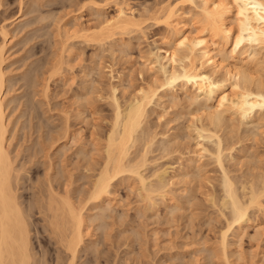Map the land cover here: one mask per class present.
I'll list each match as a JSON object with an SVG mask.
<instances>
[{"label":"bare ground","instance_id":"6f19581e","mask_svg":"<svg viewBox=\"0 0 264 264\" xmlns=\"http://www.w3.org/2000/svg\"><path fill=\"white\" fill-rule=\"evenodd\" d=\"M1 2H2V0H0ZM84 1V0H83ZM90 2H93L94 3V5L96 6H91V8L92 7H95V9H97V12H98V10H100L102 7H103V5H101V2L99 3V1H97L96 0V2H95V0H89ZM88 0H87V2L86 1H84L83 3L84 4H86V3H90ZM106 0H104L103 2H105ZM110 1V0H109ZM109 1H107V2H105L104 4H107V5H105V6H108V2ZM114 1H116V0H113L112 2L114 3ZM120 1V0H119ZM185 1V0H184ZM183 0L181 1V0H168L166 3H164L163 5H162V3H161V6H159L160 8H158L157 9V11L155 12V13H157V15H158V18L161 20L162 18H163V20H164V22H161L160 20H157V21H160L161 23H164L167 27L166 28H169L170 29V33H171V38L170 39H166V41H167V44H168V48H165L164 49V51H163V49H162V51L163 52H165V54H163V58H166L165 60H167V61H177V60H183V62H184V58H188L189 59V63L185 66V63L183 64V70L181 71H179L180 73H178V72H176V73H172L171 71L169 72L167 69H166V66H165V69L167 70H165L164 69V71H166V72H169V75L167 76L168 78L167 79H165L167 82H165L163 85H162V87L166 84V83H168L167 85L169 86H171L172 84H174V82L176 81V80H178L179 78H181L182 80H183V82L185 83L186 82V84H188V83H191L192 84V86H193V88H196V91H193V93H194V95H203L202 97L205 99V101L206 102H208L209 100H213V99H217V101H218V104L216 105V107L218 106V107H221V108H223L222 110H216L215 109V111H209V109L211 110H213V107L215 106H208L209 107V109L207 110V109H205V107H203L205 110H207L208 112H210V114L209 115H207L208 114V112L207 111H205V112H207V116L206 117H208L209 116V119H208V121H209V123H207V124H209V125H207L206 124V122H203L204 124L202 125L203 127L205 126L206 127V129L205 128H202V127H200V126H198V127H200V129L198 128H196L197 129V133H200V134H198V135H201L202 134V132L203 131H205V132H208V130L210 131L213 127L216 129V131H214L215 129L213 128V130H211L210 132H209V134L208 135H205V133L204 134H202L201 135V137L203 136V135H205V136H203V138L205 137H207V138H210V139H212V138H218V145H217V150L214 148L213 150L215 151L214 153H213V150H211L210 148V150H208L207 148H203V143H202V149L201 148H199L200 146V144L199 145H197L196 147V150L197 149H199V150H197V152H199L200 151V154L199 153H196V155L197 154H199V156H200V159L199 160H192L191 161V164L189 165V168H191V170L192 171H190V169L188 168V173H184V175H183V177H182V179H181V175L180 176H177V178H179L182 182H183V179H184V177L185 176H187V177H189V175L191 174V176L189 177L190 179H191V182H192V180H194L193 178H195V181H194V185L191 183V184H189V186L190 185H193V186H190V188L192 187H196V185H197V181L199 182V180H201L200 178L198 179V176L199 177H201L202 178V176H203V174H205L204 172V169L206 170V167L204 168L203 167V165H205L204 164V162H203V164H202V162L200 161V160H203V159H201V157H204L205 158V154L203 153L204 151H208V152H210V153H208L207 152V154H210L211 156L214 154V156L216 157V160H215V157H214V160L215 161H217L218 162V164L220 165V167H221V169L223 170L222 171V179L221 178H218V179H221L222 180V184H220L221 182V180H219V184L216 182V181H218V179L216 180L215 178H213L212 180H213V182H215V183H213V184H218L219 186V188L221 187V189H223V191H222V193H223V195H221V192H220V190L218 191V192H220V195H218V193L216 192H214V195L216 194V196L218 197L219 196V198H217L216 196V198H214V196L211 198V201L213 202V204L214 205H212L211 207H214V208H217L216 206H218V208H217V210L216 211H218V209H219V213L222 215L221 216V218L223 217V219H224V221H226L224 224H225V226L223 225V223H220L219 225H223L224 227H221V228H219V230H220V234H219V231H216V230H218V229H216L217 227H215V233H213V234H215L216 236L215 237H217V234H218V237H219V242L218 241H215V240H217L216 238H215V240H214V238H213V236H212V238H213V240L216 242V243H218V244H216V243H214V241L212 240V239H209L210 238V235H208L209 233V231H210V229L212 230V228H210V227H213V225H214V223H211L213 220H215V219H213V218H215V217H219L220 218V215H219V213H218V216H217V213H216V211H215V213H216V215H214L213 216V218H212V220L210 219L211 218V215L212 214H210V218H208V223L209 224H207V222H206V224L209 226V225H211L210 227H208L209 228V230L207 231V233L208 234H206V233H204L203 231V233L202 232H200L201 231V226H200V231L199 232H197V233H195V234H197L196 235V237H195V235H193L194 233L193 232H195L194 231V227H195V229L197 230L198 228H199V223H195L196 225L197 224H199L198 226H197V228H196V226L194 225V226H192L193 224H194V222H196L198 219H197V216H191V213L193 212L194 213V211H195V213L198 215V211L197 210H194L198 205L200 206V204L201 205H203L201 202H199L198 203V200H200V199H197L198 198V196L196 197H193L196 193H198V191L201 193V191H202V189H205L206 190V188H202L201 186L203 185V183H204V181L206 182L207 180L205 179V178H207L206 176H208V175H206L205 177L203 176V178L205 179H203V183H202V181H200V183H202L201 184V186H200V183L197 185L198 186V189H199V187H201V190H197V188H196V190L197 191H195L194 189L195 188H193V190L192 191H195L196 193L194 194V192H193V194L194 195H190V196H192L194 199H191V200H193L194 202H193V204H196L195 205V208H193L192 206H194V205H192V201H189L190 200V198H192V197H190L188 194H189V192L191 191L190 190V188H185V189H183L184 188V186L182 185V187L181 186H179V187H181L184 191H185V193H186V191L188 190H190L189 192L187 191V193L185 194V196H187V197H190L189 199H188V201L189 202H191V205L189 204V202H185V200L187 199V197H183L185 200H183L184 202L183 203H185L184 204V206H182V207H179V203L178 202H180V200H176V201H178L177 203H175L174 204V209L172 208L171 209V207H172V204L170 205V203H169V205L171 206L170 208H169V206H167V210H169V213H168V215H170V216H168L166 213L168 212H166L165 214L167 215V218H168V220H166V219H164L166 222H164V221H162V222H164V224L166 225L167 224V222H171L172 223V221L174 220V218H175V222L173 221V223H172V225L173 224H175V223H177L178 222V220H179V218L180 217H183L182 215L183 214H185L183 211V209H185V206H186V204H188L189 206H191V209H193L192 210V212L190 213L189 211L187 212L186 210H190V208H187V209H185V212H186V214H187V221H188V219H190L188 222H184L185 223V225H186V227H184V228H186V229H188L187 227H189V226H191L188 230H190V232H191V230H192V227H193V231H192V233L191 234H186L185 235V237L187 238V239H189V237L187 236V235H190L191 237H190V239H192L193 237H195L196 239L198 238V235L199 234H202V235H199L200 237H205L206 235V237H207V240H206V237L203 239H200V237H199V239H197V240H200V241H203L204 240V242H194V240L192 241V242H190V247H189V245H186V246H188L189 247V249L191 248V246L195 249L196 247H195V245L196 244H198V249L200 248V246L202 245V243L204 244L206 241L208 242V239H209V243H211V242H213V244H215V245H212L211 247H208L207 248V245H209V244H207L206 245V243H205V245H206V247H205V245H202V247H204V249H205V251L204 250H198L199 251V253H200V256H203V254L205 253V252H207L208 254H205V255H207L208 256V258H209V260H211V261H209V263L207 262L206 263V261L204 262V264L206 263V264H210V262H213V263H211V264H234V261H235V263L237 262V260H231V256H234L235 254H236V250H238V248H234V249H236L235 251H232L231 249H230V247L231 246H233V244H235V242H236V240H233V241H235V242H233V241H231V239H229V238H231V236H232V238L234 237V238H236L237 236H238V238L239 239H237V241L239 240L240 241V239H241V241H242V237L240 238L239 236L241 235H244V232H242V234H239V233H236L235 234V232H237L238 230L240 231L241 229H243L242 231H244V229H247V228H249V226L247 227V225L249 224V222L251 221V220H255V219H251V218H253V217H251V213L254 211V209H257L258 211H260V213L262 212V213H264L263 211H264V173H263V169H262V172L260 171L261 169H259L258 170V173H255V170H257V169H255V170H253V173L256 175H254L252 172V174L250 173V171H251V169H252V167H250L251 169H249L250 171H249V177H251V176H253V177H251L250 179L248 178V176H246V174L245 173H248V172H245V173H242V175L244 176V177H246V178H242L241 179V177H242V175L240 174V176L241 177H239L238 175H236V177L235 178H238V179H241V180H237V179H234V177H233V171H232V176L230 175L231 173H229V168L227 169L226 167H225V165H224V161H225V159H226V153H227V151H230V148L233 150V149H235L236 150V148L234 147L235 145L234 144H238V143H240V142H232L234 139H233V137L232 136H234L235 134L237 135V133H239V132H235L236 131V129L235 128H237L236 126H234V123L233 122H231V115H233L234 113L235 114H238V116H240L241 118H243L244 120L247 118V120L249 119V118H254L255 116H254V114L256 115V113H257V111L259 112V113H261L260 111H262V114L264 115V73H259V72H257V71H255V67H256V70H258L259 71V66H261L260 68H261V70H260V72H262V70H263V72H264V57L263 58H261L260 56V54H261V52L264 50V0H192V3H191V0H190V2H189V4L191 3V5L192 4H194L196 7H194V8H198L199 9V11H197V14H196V12L194 13L192 10H189V11H185L184 10V7L185 6H183V5H185L184 3L187 1H185L184 2ZM0 2V3H1ZM22 2V1H21ZM98 2V3H97ZM126 2V1H125ZM197 2V3H196ZM200 2V3H199ZM111 3V2H110ZM158 3V2H157ZM78 4V3H77ZM82 4V3H81ZM83 4V5H84ZM92 4V3H91ZM103 4V3H102ZM119 4V3H118ZM121 4H122V2H121ZM127 4V3H126ZM188 4V3H187ZM1 5V4H0ZM157 5V4H156ZM3 6V5H2ZM86 6V5H85ZM90 6V5H89ZM104 6V7H105ZM80 7V6H79ZM104 7H103V9H104ZM155 7V6H154ZM157 7V6H156ZM1 8V7H0ZM106 8V7H105ZM128 5H127V7L126 6H124V2H123V4L122 5H119V7L117 8V12H116V15H114V16H112L111 18H109V19H104V24L102 25L101 23H99L100 25H102V26H100L101 28H99V27H97L98 29H100V31L99 32H94V34H92L91 35V40L93 39V40H95V41H97L98 43L97 44H99V43H102L103 45H104V43L103 42H106L107 40H111V37H113L112 38V41H113V39H114V36L113 35H115V33H117V32H122L123 33V31H125V33H127V31H134V30H141L142 29V22H141V20L138 18V16H136L135 14H134V11H132V10H128ZM146 8V7H145ZM192 8H193V6H192ZM191 8V9H192ZM80 9V8H79ZM94 9V8H93ZM102 9V10H103ZM155 9V8H154ZM136 10V9H135ZM153 10V9H152ZM152 10H151V12H152ZM24 11V10H23ZM138 11V10H137ZM190 11H192L193 13H192V16L194 15V14H196V15H194V16H198L197 17V19L196 20H199V23H198V21H197V23H198V25H200L199 26V29H200V31H198V32H200V33H197V31H196V34L195 35H191V34H193L192 33V31H191V33H189L190 32V30H191V28L190 29H188V31H186V29H187V25H188V23H189V21H192L193 20V18H194V16L193 17H191L190 15H191V12ZM196 11V10H195ZM145 12H146V10H145ZM144 12V13H145ZM147 12H150V10L149 11H147ZM188 12H190L189 14H188ZM153 13H154V11H153ZM21 14V13H20ZM98 14V13H97ZM111 14V13H110ZM19 15V14H18ZM40 15H42V14H40ZM78 15H80V14H78ZM95 15V14H94ZM154 15H156V14H154ZM43 16H44V14H43ZM82 16V15H81ZM102 16V15H101ZM151 16H152V14H151ZM80 17V16H79ZM105 17V16H104ZM103 17V18H104ZM149 17V16H148ZM154 17V16H153ZM160 17H162V18H160ZM16 18V17H15ZM38 19H39V17H37ZM41 18V17H40ZM47 18V17H46ZM56 18V17H55ZM76 18H77V16H76ZM96 18V17H95ZM99 18H101L100 16L98 17V19ZM150 19H151V17H149ZM155 18V17H154ZM153 18V19H154ZM196 18V17H195ZM5 19V18H4ZM23 19V18H22ZM146 19H148V18H146ZM145 19V20H146ZM155 19H157V18H155ZM46 20V19H45ZM144 20V21H145ZM195 20V19H194ZM193 20V21H194ZM100 21V20H99ZM148 21V20H147ZM147 21H145V22H147ZM156 21V22H157ZM43 22V21H42ZM41 22V23H42ZM56 22V21H55ZM77 21H75V23H76ZM98 22V21H97ZM103 22V21H102ZM195 22V21H194ZM54 23V22H53ZM158 23V22H157ZM191 23V22H190ZM193 23V22H192ZM30 24V23H29ZM79 24V23H78ZM97 24V23H96ZM196 24V23H195ZM37 25H38V23H37ZM58 25H60L59 23H58ZM67 25V24H66ZM72 25V24H71ZM95 25V24H94ZM192 25H194V23L193 24H189V26L191 27ZM30 26V25H29ZM64 26V25H63ZM76 26V25H75ZM81 26V25H80ZM195 26V25H194ZM196 26H197V24H196ZM196 26H195V29H196ZM7 27V26H6ZM6 27L5 26H1L0 27V32H1V35H2V38H3V40L0 42V264H46V263H49V261H47L48 259L46 258V256L48 255L49 256V259H51L52 258V262H50V264L51 263H54V264H79L80 262H81V260H80V258H81V256H83V259H82V261L84 260V258L86 257V259L81 263V264H101V260H102V256L104 255V250L103 249H101V244L103 243L102 241V243L100 244V248H99V244L97 243V239H94L95 238V232H94V230L93 229H95V227H94V225H96L95 224V221H96V223H97V221H99L100 222V224H99V226L98 225H96V226H98V229L100 228V229H102L103 228V230H104V233H105V235L106 236H109L110 238H109V241H110V239H112L113 237H114V233H112V232H115V231H113V229H118V228H116V225L117 224H115V223H112L113 225H110V221L109 220H111L112 219V215L114 216V218H115V215L114 214H116V211H115V209L118 207L117 206V204H118V199H117V197L119 198V196H117V195H115V194H117L118 192H116L114 195H113V187H114V183H115V181H116V179L117 180H124L125 178H129L130 180H128V182H132L133 180V178L131 179V177H134V181H135V179L137 178L138 180H139V184L141 185H139L138 184V182H137V180H136V182H137V184L135 183H133L134 185H132V187H133V189L135 190V189H138V188H140V187H142L143 188V190L144 191H142V189H138L139 191H141V193H138V194H136V193H134L133 195L135 196V197H137L138 196V198H141V199H137L138 201H143V199H144V201H143V203L144 202H146L147 201V199H148V201H150L151 203H149V202H146V203H149V205H151L152 204V206L154 205H156V201H157V203H158V200L160 199H158V200H155L156 198H158L159 196H161L162 198H161V201L162 202H164L165 200H167V199H169L170 200V198H168V194H170V192H173V191H175V189L174 190H170V187H172L173 186V182H171L170 180H172L173 181V179L175 180L176 178H173L172 179V177H173V175H171L170 177H171V179L169 178V177H167V178H169L168 180L165 178V174H164V177H163V179H162V175L160 176V174H158L159 172H156L157 173V175L155 174V177H157V178H159V179H157V181L155 182V183H153V178H152V181L150 180L151 179V177H153L152 175H151V177H150V179H149V177L147 178V174H146V176L145 175H143L146 171H148L147 169H145V166L147 167V164L148 163H152L153 161H150L149 159L148 160H146L149 156V154H150V152L148 151V152H146V154H147V158H146V156H145V150H148V149H151V147L153 148V146H150V145H154L155 144V141L154 140H158V138L156 139V138H154L155 136H156V133L154 134V135H152L151 137L152 138H150V136H149V142L147 141V138H145V133L147 134L148 132V129L147 128H144L145 126H144V123H146L145 122V120L146 119H148L149 118V114H147L148 112H149V110H148V107H150L149 105L153 102V98H155L156 96H158V94H156V93H159V92H157L159 89L158 88H160V86H161V84L159 85V87H155V85H158V83L156 84V82H157V79H156V77H154L156 80V82L154 83V85L151 83H149L150 84V86H148V87H143V89H141L140 90V95H139V92H138V95H137V97L135 98L133 95V97L135 98L133 101H131V103L129 104V106L127 107V108H125V109H122V107L124 108V106L126 107L127 106V104L126 105H124V106H121V101L119 102L118 101V99H117V97L114 95L115 94V89L116 88H114V86H113V84L114 83H112V82H110V83H112V85H110L109 87L110 88H108V85L106 86L108 89H109V93H107V94H104V95H106V96H108L109 97V99L108 100H110L111 99V101L112 102H114V113L113 114H115L113 117V120H111V121H113L112 122V127H110V132H109V134H108V137H106L105 136V138H107L106 140V143H105V146H101V145H99L98 147L95 145V144H97V143H92V144H90L89 145V143L91 142V140H92V135L94 134V132H96V131H91V133H93L92 135H90L91 137V139L90 140H88L89 142H87V139H88V137L87 138H85V135L82 137V139L80 138V134H81V132L83 131H75L74 130V132L76 133L75 134V139L73 140L72 139V141H74V142H72V141H70V143L72 144V143H74L75 145H77L78 146V141H79V143H81L80 141L82 140V142H83V139L85 138V142L86 143H88V145H89V147L91 146L92 147V150H89L88 149V145H87V148L86 147H84V150L86 149H88L89 151H91V152H89L88 150V152L86 151H84L83 150V148H81L80 146V149H76L77 150V153L79 154H74V155H76V157L78 156H83V158H84V160H86V163H85V167L90 171H94V173L92 174L93 176H95V179L94 180H88V178L86 179V180H88L89 182H87V184H85V186L86 185H88V189L86 190V192L84 191L85 189V187H84V185H82L84 188H82V190L85 192V193H83V191L82 192H77L76 193V191H75V189L73 188V186L72 185H75L76 183L78 184V181L77 182H73L72 183V181L74 180H76V179H73V178H75V173L73 174H70V177H71V175H72V179H69V182L68 181H64V179H62L63 180V182H62V184H60V180H59V182H57V180H58V176L59 175H61V173H60V171L58 172V170H55V171H57V172H55L54 171V166H55V162H54V160H55V155L53 156L52 155V151H53V148L52 147H54V146H56L57 144V147H55V149L56 148H59L58 149V151L57 152H59L60 150H61V148H62V146H63V144L65 145L66 144V141L67 140H69L71 137H73L72 136V130H71V128H72V126H71V123L70 122H73L72 120H70V119H72L70 116H72V115H69V117H70V121H67L68 119L67 118H69V117H67L66 115H65V118L67 119V120H64L63 118H61V120L60 121H58L59 122V124L61 123L62 124V126L63 125H65L66 127H63V128H61L62 126L60 125V128L62 129V130H60V128H59V125H58V123H57V126H58V128L56 127H52V125H51V127L53 128V129H59L58 131H56V132H54V130L51 128V130L52 131H50L49 133H47L46 132V134H48V135H46V136H44V134H43V132L41 131L42 129L41 128H44V126H43V123L42 124H40L39 126H37V130H35V131H37L38 132V139H37V141H36V145H38V146H36L34 149H33V152L31 151L32 149H28V147H27V149H26V151L25 150H23V148L21 147L22 145L24 146V144L22 143H20V144H18V146H20V147H18V146H16L17 147V149H16V147L14 148V149H12V147H14V146H12V141L14 142L15 141V139L14 138H16L17 136H18V133H20V131L18 130L19 129V127H18V131L16 130V128H17V126H16V128L14 127V130H15V132H17L16 133V135H15V133L14 132H11V130H10V124H12V123H15V121L14 122H11V119H8L9 117H8V113H7V107H9L8 105H9V102L10 101H12V102H14V97L12 98V99H10V100H8V98H7V95L9 94V93H11L10 92V90H11V87H10V85L8 84V83H10L11 84V82H10V80L8 79V81H7V73H9V71L10 72H12L11 70H9L7 73H6V71H7V68H6V70H5V68H4V63L8 60H6V48H7V45H8V40H9V30H7L6 29ZM66 27V26H65ZM96 27V26H95ZM46 28V27H45ZM72 28V27H71ZM76 28V29H75ZM74 29L75 30H77V26L75 27ZM194 28V27H193ZM193 28H192V30H193ZM44 29V28H43ZM61 29V26H60V28L58 29V31ZM68 30H69V28H67ZM67 29H66V31H67ZM80 29V28H79ZM199 29H197V30H199ZM63 30V29H62ZM64 30H65V28H64ZM83 30H88V29H83ZM97 30V29H96ZM115 30V31H114ZM65 31V32H66ZM78 32H79V35H80V33L82 32V30H77ZM90 31V30H89ZM136 31V32H137ZM169 31V30H168ZM16 32V31H15ZM21 32V31H20ZM92 32V33H93ZM135 32V33H136ZM49 33V32H48ZM55 33L57 34L58 32L57 31H55ZM59 33H60V31H59ZM63 32H61L60 34H62ZM70 33H73V32H70ZM69 33V34H70ZM74 33H76V32H74ZM84 33V32H83ZM89 33V32H88ZM64 34H66L67 35V33H64ZM63 34V35H64ZM69 34L67 35V36H69ZM82 34V33H81ZM85 34H86V32H85ZM84 34V35H85ZM124 34V33H123ZM122 34V35H123ZM48 35V34H47ZM55 35V34H54ZM59 34H57L56 36H58ZM74 35H77L78 36V33L77 34H74ZM87 35V34H86ZM117 35V34H116ZM115 35V36H116ZM119 35H121V34H119ZM134 35V34H133ZM62 36V35H61ZM60 36V37H61ZM67 36H63V37H61V38H64L65 37V39H67V40H65L64 42H62V47H60V48H62V49H60L59 48V45L61 44V42H60V40L58 39V40H54V42H56L57 44L58 43H60V44H55V43H53V45L55 44L56 45V47L57 48H59V51H60V54L61 55H58L59 56V58L58 59H56L55 61H53L52 59L51 60H49L50 62L51 61H53V62H51L52 63V67L50 68V74L48 75V76H45L44 77V75H46L47 73H49V72H45V74L43 75V73H44V70L42 69V73H38V70H36V77H35V79H34V81H33V79H30V77L32 76H29V75H27L26 76V81H27V83L25 84V85H27V87H29L28 88V91L27 92H29L30 94L31 93H33V91H30L31 89V87H34L35 86V82H38V83H36V86L38 85L39 86V83H40V86H41V84H42V82H44V80H45V82H44V84H43V86H41L42 87V89H41V91H43L42 93L43 94H45V95H47V93H48V91H49V87H51L52 88V86L50 85L51 83H50V80H52V77L55 75V74H57V76H60L61 74H62V72L64 73L65 72V70H62V72H61V69L62 68H64V67H66V71H68L67 69V67L70 65L68 62H69V60L68 61H66L67 59V56H65L66 54H65V52L67 51V47H69L70 46V44H68V41L71 39V35H70V37H67ZM77 36H75V37H77ZM82 36H83V34H82ZM88 36L90 37V35L88 34ZM124 36V35H123ZM42 37V36H41ZM52 37V36H51ZM67 37V38H66ZM80 37V36H79ZM78 37V38H79ZM83 37H86V36H83ZM141 37V36H140ZM14 38V37H13ZM54 38V37H53ZM58 38H59V36H58ZM60 38V39H61ZM70 38V39H69ZM72 38H73V34H72ZM131 38V37H130ZM129 38V39H130ZM133 38V37H132ZM49 40H50V36H49V38H48ZM57 39V38H56ZM69 39V40H68ZM75 39H77V38H75ZM80 39V38H79ZM83 39V38H82ZM85 39V38H84ZM84 39H83V42H87V41H89L90 40V38H87V39H89V40H87V41H84ZM119 39H120V37H119ZM172 39H174V44L172 45ZM52 40V39H51ZM64 40V39H63ZM74 40V39H73ZM90 40V41H91ZM115 40H116V38H115ZM115 40H114V42H115ZM11 41V40H10ZM58 41V42H57ZM95 41H92L91 43H93V42H95ZM126 41V40H125ZM129 41H131V40H129ZM165 41V40H164ZM229 41H231L232 42V48L229 50V51H231L232 50V54H230L231 52H229V51H227L226 50V53H225V51H223L222 50V48H221V46H222V44L224 43L225 45H224V47L226 46V43L227 42H229ZM12 42V41H11ZM74 42V41H73ZM117 42H120V41H117ZM76 43V42H75ZM96 43V42H95ZM122 43V42H121ZM102 44H100V45H102ZM106 44V43H105ZM112 44H114V43H112ZM126 44H127V42H126ZM165 44H166V42H165ZM26 45V44H25ZM52 45V44H51ZM69 45V46H68ZM72 45H74L75 46V44H73L72 43ZM94 45V44H93ZM118 45V44H117ZM128 45V44H127ZM107 46V45H106ZM116 46V45H115ZM125 46V45H124ZM174 46V49L172 48ZM259 46V48H260V50H261V52L259 51V50H257V48L256 47H258ZM72 47V46H71ZM69 48L70 49V56L72 55V52H73V54L75 53L74 51H71V50H73L72 48ZM101 47V46H100ZM104 47V46H103ZM118 47V46H117ZM120 48H121V45L119 46ZM123 47V46H122ZM126 47V46H125ZM223 47V46H222ZM223 47V48H224ZM10 48V47H9ZM53 48H55L54 46H53ZM57 48H55L54 50H57ZM107 48V47H106ZM112 48H114V47H112ZM263 48V49H262ZM77 49V48H76ZM105 49V48H104ZM109 49V48H108ZM225 49H226V47H225ZM81 50V49H80ZM97 50H98V48H97ZM126 50V49H125ZM181 50H183V51H181ZM118 51V50H117ZM122 51V50H121ZM46 52V51H45ZM105 52H107V50L105 51ZM104 52V53H105ZM115 52V50H113V53ZM119 52V51H118ZM117 52V53H118ZM236 52V54H234ZM44 53V52H43ZM52 53H54L53 55L51 54L50 55V57L49 58H51V56H52V58H55V56L56 57H58L57 56V54L58 53H56V51H54L53 52V50H52ZM67 53V54H68ZM81 53V52H80ZM113 53L111 54V55H113ZM116 53V52H115ZM123 53V52H122ZM227 53H229L228 54V56H227ZM68 54V55H69ZM97 54V53H96ZM95 54V52H94V55H96ZM106 54V53H105ZM263 54V53H262ZM8 55V54H7ZM94 55H92V56H94ZM107 55V54H106ZM181 55H183L184 57H180ZM264 55V54H263ZM78 56H79V54H78ZM91 56V57H92ZM178 56V58H176ZM95 57H97V56H94V58L93 59H95ZM98 57H99V55H98ZM105 57V56H104ZM9 58V57H8ZM70 58H73V57H70ZM229 58H233V60L232 61H228V59ZM48 59V58H47ZM46 59V60H47ZM69 59V58H68ZM79 59V58H78ZM77 59V60H78ZM92 59V58H91ZM97 59V58H96ZM100 59V58H99ZM6 60V61H5ZM29 60V59H28ZM27 61V60H26ZM25 61V62H26ZM38 61V60H37ZM48 61V60H47ZM91 61V60H90ZM95 61V60H94ZM98 60H96V62H97ZM101 61V60H100ZM166 61V62H167ZM197 61H201V62H199V64L198 65H196L198 62ZM228 61V62H227ZM29 62V61H28ZM75 62V61H74ZM76 62H78V61H76ZM75 62V63H76ZM95 62V63H96ZM103 62V61H102ZM197 62V63H196ZM226 62V63H225ZM34 63V62H33ZM67 63V64H66ZM72 63H73V61H72ZM26 64H28V63H26ZM39 64V63H38ZM65 64H66V66H65ZM74 64V63H73ZM72 64V65H73ZM92 64H93V62H92ZM91 64V65H92ZM64 65V66H63ZM97 65H100V64H97ZM165 64H163V66H164ZM27 66V65H26ZM49 66H50V64H49ZM48 66V67H49ZM75 66V65H74ZM84 66V65H83ZM100 66H102V64L100 65ZM107 66V65H106ZM105 66V67H106ZM185 66V67H184ZM21 67H23V66H21ZM70 67V66H69ZM88 67V66H87ZM168 67V66H167ZM9 68V67H8ZM45 68H47V66L46 67H44V69ZM102 68H103V66H102ZM101 67L99 68V69H101L102 71H103V69H102ZM206 68H208V69H206ZM70 69V68H69ZM74 69V68H73ZM84 69H85V67H84ZM87 69H89V68H87ZM110 69V68H109ZM182 69V68H181ZM41 70V69H40ZM82 70H83V68H82ZM111 70V69H110ZM224 70V71H223ZM23 71V70H22ZM46 71H49L48 69L46 70ZM73 71V70H72ZM71 71V72H72ZM84 71V70H83ZM86 71V70H85ZM95 71V70H94ZM124 71V70H123ZM143 71V70H142ZM219 71H222V74H224L225 73V76L224 75H222L221 74V79H219V76H218V72ZM16 72H18V70L16 71ZM27 72V71H26ZM89 72H90V70H89ZM108 72H110V71H108ZM119 72V71H118ZM224 72V73H223ZM255 72H257V73H259V74H255ZM23 73V72H22ZM22 73H20V74H22ZM69 73V71L67 72V74ZM92 73V72H91ZM102 72L99 70V72H98V76H103V74H105L104 73V71H103V73L101 74ZM121 73V72H120ZM143 73V72H142ZM178 73V74H177ZM220 73L221 72H219V75H220ZM12 74V73H11ZM14 74V73H13ZM33 74V73H32ZM39 74H40V76H39ZM59 74V75H58ZM67 74H66V72L64 73V75H66V77H67ZM77 74V73H76ZM88 74V73H87ZM94 74V73H93ZM101 74V75H100ZM119 74V73H118ZM216 74H217V76L218 77H216ZM18 75V74H17ZM43 75V76H42ZM63 75V74H62ZM64 75H63V77H64ZM68 75H70V73L68 74ZM79 75V74H78ZM77 75V76H78ZM80 75H82V74H80ZM84 75V74H83ZM90 75H92V74H90ZM112 75V74H111ZM10 76V75H9ZM39 76V80L41 79V81H37L38 80V77ZM44 77V80H42V77ZM56 76V77H57ZM73 76V75H72ZM76 75H75V73H74V76H73V79L74 80H76V77H75ZM93 76V75H92ZM101 76V77H102ZM224 76V77H223ZM41 77V78H40ZM62 77V76H61ZM71 77V76H70ZM82 77V76H81ZM86 77V76H85ZM120 77V76H119ZM121 77H122V75H121ZM10 78V77H9ZM27 78H29L28 80H27ZM84 77H82V79H83ZM87 78H88V76H87ZM93 78V77H92ZM94 78H95V76H94ZM112 78V77H111ZM218 78V79H217ZM37 79V80H36ZM56 79V78H55ZM64 79V78H63ZM67 80H69V84H70V79H68V77L66 78ZM85 79V78H84ZM123 79V78H122ZM60 80V79H59ZM62 80V79H61ZM89 80V79H88ZM87 80V82L86 81H84L85 83H84V85H83V87L84 86H86V83H90L89 81ZM99 81L98 82H100V79H98ZM120 80V79H119ZM131 80V79H130ZM181 80V81H182ZM34 82V86H31L32 84H33V82ZM102 82H103V80H101ZM8 82V83H7ZM31 82H32V84H31ZM56 82V81H55ZM76 82V81H75ZM80 82V81H79ZM82 82V81H81ZM97 81L95 82L96 83V87L95 88H97L98 86H100L101 84V82L100 83H98ZM153 82H154V80H153ZM17 83V82H16ZM28 83H30V84H28ZM61 83V82H60ZM66 83V82H65ZM71 83H73V82H71ZM91 83H93L92 82V80H91ZM97 83L98 84H100V85H97ZM120 83H122V82H120ZM63 84H64V82H63ZM67 84V83H66ZM94 84V83H93ZM119 84V83H118ZM117 84V85H118ZM130 84V83H129ZM148 84V83H147ZM182 84V83H181ZM185 84V85H186ZM190 84V85H191ZM8 85H9V87H8ZM29 85V86H28ZM68 85V84H67ZM71 85V84H70ZM70 85H68V86H70ZM78 85V84H77ZM81 85V84H80ZM90 85H92V84H90ZM152 85V86H151ZM18 86V85H17ZM31 86V87H30ZM59 86H62L61 84L59 85ZM103 86V85H102ZM145 86V85H144ZM147 86V85H146ZM72 87V86H71ZM79 87V86H78ZM91 87V86H90ZM112 87V88H111ZM118 87V86H117ZM128 87V86H127ZM153 87H155V88H157V90L155 89V88H153ZM182 87V86H181ZM18 88V87H17ZM36 88V87H35ZM65 88H68V87H65ZM81 88H82V85H81ZM86 88V87H85ZM89 88V87H88ZM88 88H86V89H88ZM92 88V87H91ZM94 88V91H93V93L95 92V91H97V89H99V92H100V90L101 91H103L102 90V88L100 89V88H97V89H95ZM104 88V87H103ZM185 88V87H184ZM30 89V90H29ZM73 89V88H72ZM90 89V88H89ZM155 89V90H154ZM187 89V88H186ZM13 90V89H12ZM35 90V89H34ZM51 90V89H50ZM65 90V89H64ZM74 90H76V89H74ZM84 91L85 89L83 88V89H81V91ZM113 90V91H112ZM188 90V89H187ZM62 91V90H61ZM66 91V90H65ZM87 93H88V90H85ZM105 91V90H104ZM103 91V92H104ZM108 91V90H107ZM106 91V92H107ZM110 91H112L113 92V96H111V94L112 93H110ZM17 92H18V90H17ZM72 92H74V91H72ZM76 92V91H75ZM75 92L73 93V94H75ZM89 92H90V90H89ZM97 93V94H100V93ZM103 92H101V94L103 93ZM167 92V91H166ZM189 92V91H188ZM187 92V93H188ZM195 92H197V94H195ZM218 92H220L219 93V95L217 96V97H215V94H217ZM13 93V92H12ZM23 93V92H22ZM29 93H28V95L26 94V98H24V99H26V101H25V103H26V106L29 108V110L31 111V112H35V111H38V110H36V103H38V101H35L34 99H35V97H33V101H32V99H27V96H29ZM41 93V92H40ZM86 93V94H87ZM92 93V92H91ZM16 94V93H15ZM38 94V93H37ZM42 94V95H43ZM77 94H79L78 93V91H77ZM84 94H85V92H84ZM84 94L82 95V96H80L81 98L79 99L80 100V103H82L81 102V100L83 101V99L82 98H84L85 96H86V94H85V96H84ZM95 94H96V92H95ZM94 94V95H95ZM96 94V95H97ZM156 94V95H155ZM17 95V94H16ZM15 95V96H16ZM41 95V94H40ZM41 95V96H42ZM79 95H81V94H79ZM92 95V94H91ZM94 95H92V96H90V94L89 95H87L88 96V101H89V98H93V100H95L96 98H95V96ZM103 95V94H102ZM167 95V94H166ZM165 95V96H166ZM190 95V94H189ZM191 95H192V93H191ZM33 96H34V93H33ZM37 96V95H36ZM40 96V97H41ZM48 96H50V95H48ZM73 96V95H72ZM77 96V95H76ZM75 96V97H76ZM84 96V97H83ZM110 96H111V98H110ZM136 96V95H135ZM163 97H164V95H162ZM161 96V97H162ZM55 97V96H54ZM104 97V99H105V96H103ZM131 97V96H130ZM162 97V98H163ZM185 97H186V95H185ZM190 97V96H189ZM188 96L186 97V100L189 98ZM193 98H194V100H192L193 102L195 101V99H197V98H195L194 96H192ZM199 97V96H198ZM38 98V97H37ZM43 98V97H42ZM79 98V97H78ZM78 98H76V99H78ZM95 98V99H94ZM98 98V97H97ZM113 98V99H112ZM191 98V97H190ZM188 99L189 101L191 100V99H193V98H191V99ZM203 98H202V100H203ZM48 99H50V98H48ZM47 99V100H48ZM75 99V98H74ZM40 100V99H39ZM86 101H87V98L85 99ZM93 100H92V103H93ZM106 100V99H105ZM36 103H35V102ZM45 101V102H44ZM83 102V104L85 105V108H86V104H88L87 102ZM125 101V100H124ZM174 100H172L171 102H173ZM197 101H198V99H197ZM201 102V105H204V104H202V103H205V104H207L206 102ZM22 102V101H21ZM39 102H44V103H47L46 102V99L44 100V98L43 99H41V101H39ZM72 102H74L73 104L74 105H71V107L73 106V107H75V105H79L78 107H82L83 108V106L82 105H80V104H78L77 102H76V104H75V101H73L72 100ZM128 102V101H127ZM127 102H125V103H127ZM25 103H24V105H25ZM174 103V102H173ZM190 103H192L191 101H190ZM196 101L194 102V104L196 105ZM11 104V103H10ZM13 104V103H12ZM20 104H22L23 105V103H20ZM19 104V105H20ZM36 104V105H35ZM91 104V103H90ZM111 104V103H110ZM176 104H178V103H176ZM14 105V104H13ZM22 105H21V107H22ZM70 105V104H69ZM92 105H94V104H92ZM179 105V104H178ZM199 105V103H197V106ZM201 105H200V107H201ZM212 105V104H211ZM42 106H46V105H42ZM52 106V105H51ZM196 106V107H197ZM20 107V106H19ZM20 107V108H21ZM41 107V106H40ZM71 107H68V109L67 110H71V109H69V108H71ZM80 107V108H81ZM88 107V106H87ZM89 107H90V105H89ZM93 107V106H92ZM113 107V106H112ZM13 108V107H12ZM44 108V107H43ZM46 108V107H45ZM54 108V107H53ZM55 108H57V107H55ZM199 107H197V109H198ZM25 109V108H24ZM39 109V108H38ZM75 109V110H74ZM74 109H72V110H74L75 112H76V114H78L80 111L78 110V112H77V107L76 108H74ZM95 110H96V108H94ZM150 109V108H149ZM197 109H194L195 111L197 110ZM256 109H258L257 111H256ZM9 110H10V108H9ZM34 110V111H33ZM42 110V109H41ZM66 110V111H67ZM71 110V111H72ZM86 110V109H85ZM198 110H200V108L198 109ZM201 110H202V108H201ZM20 111V110H19ZM23 111V110H22ZM27 111V110H26ZM44 111V110H43ZM48 111L49 112H51L50 111V108L48 109ZM47 111V112H48ZM60 111V110H59ZM70 111V113L69 114H72L73 112H71ZM82 112H80L79 113V117L80 116H82V114H83V111L84 110H81ZM153 111V110H152ZM151 111V112H152ZM12 112V111H11ZM48 112V114H50ZM62 112V111H61ZM74 112V113H75ZM85 112H87V110L85 111ZM89 112H90V110H89ZM92 112H94V111H92ZM201 112V111H200ZM256 112V113H255ZM22 113V112H21ZM24 113H26L25 111H24ZM28 113V112H27ZM41 113V112H40ZM96 113V112H95ZM204 113V112H203ZM258 113V114H259ZM10 114V113H9ZM35 114H36V112H35ZM48 114H47V118H48ZM62 114V113H61ZM66 114V113H65ZM90 114V113H89ZM89 114H88V116H89ZM262 114H260L261 116L260 117H257V120L256 121H258V126H260V122H261V125L262 124H264V116L262 115ZM13 115V114H12ZM11 115V116H12ZM28 115V114H27ZM40 115V114H39ZM54 115V114H53ZM67 115H68V112H67ZM85 115V114H84ZM83 115V116H84ZM92 115H94V113H92L91 114V116H89V119H91V118H95V117H93ZM152 115V114H151ZM194 115V114H193ZM197 115H198V111H197ZM200 115V114H199ZM202 115V114H201ZM200 115V118L202 119V116ZM228 115V116H227ZM10 116V115H9ZM25 116V115H24ZM29 116H30V114H29ZM45 116V115H44ZM43 116V117H44ZM55 116H57V115H55ZM59 116V115H58ZM82 116V117H83ZM88 116L86 115V117L88 118ZM148 116V117H147ZM177 116H179V115H177ZM256 116H258V115H256ZM26 117V116H25ZM54 117V116H53ZM62 117V116H61ZM78 117V118H79ZM85 117V118H86ZM151 117V116H150ZM18 118V117H17ZM23 118V117H22ZM21 118V119H22ZM30 118H31V116H30ZM30 118H28V119H30ZM37 118H38V116L36 117V119L35 120H37ZM39 118H40V116H39ZM46 118V117H45ZM50 118V117H49ZM52 118V117H51ZM56 118V117H55ZM59 117H57V119H55V121L56 120H59L58 119ZM112 118V117H111ZM177 118V117H176ZM16 119V118H15ZM20 119V120H21ZM82 119V118H81ZM84 119V118H83ZM92 119V120H93ZM234 119V118H233ZM13 120V119H12ZM19 120V121H20ZM47 120V119H46ZM236 120V119H235ZM235 120H233V121H235ZM240 120V119H239ZM242 120V119H241ZM240 120V121H241ZM262 120H263V122H262ZM22 121V120H21ZM24 121V120H23ZM33 121H34V119H33ZM54 121V122H55ZM64 121H66V122H64ZM85 121L87 122V120L85 119ZM84 121V122H85ZM110 121V122H111ZM148 121H149V119H148ZM237 121V120H236ZM27 122V121H26ZM26 122H24V123H26ZM62 122H64V123H62ZM68 122V123H67ZM83 122V123H84ZM228 122H230V124L231 123H233V125L231 124H229ZM18 123V125H20L19 124V122H17ZM21 123V122H20ZM23 123V122H22ZM28 123V122H27ZM51 123V122H50ZM56 123V122H55ZM66 123H67V125H66ZM69 123H70V125H69ZM81 124H82V122H80ZM92 123V122H91ZM32 124H34V122H32L31 123V125ZM46 124H48V123H46ZM79 124V123H78ZM80 124V125H81ZM211 124H213V127L212 128H210L211 126ZM13 125V124H12ZM17 125V124H16ZM22 125V124H21ZM42 125V126H41ZM45 125V124H44ZM56 125V124H55ZM55 125H53V126H55ZM72 125H73V123H72ZM91 125H95V124H91ZM215 125V126H214ZM24 126H26V124H24ZM49 126V125H48ZM69 126H71V128H69L68 129V127ZM196 126V125H195ZM208 126H210L209 127V129H208ZM231 126V127H230ZM27 127H29V128H27V129H29V130H27V129H24L23 127L21 128V129H23L24 130V133H26L27 134V132L28 131H30L31 129H34L35 127H34V125L33 126H28L27 125ZM31 127H33V128H31ZM73 127H75V126H73ZM76 127H78V126H76ZM96 127V126H95ZM223 127H230V129L231 130H229L228 128H226L227 130H229V131H225V129H224V131H225V135H226V132L228 133V132H230V133H228L226 136H231L232 138V140H230V138H228L229 140H230V142H228L227 141V139L225 140L226 142H227V144H229V145H225V147L223 146L222 147V143H223V138L225 137H221V135L222 134H220L219 135V132L220 131H222L223 129ZM232 127H234V128H232ZM261 127V126H260ZM259 127V128H260ZM81 128V127H80ZM93 128H94V126H93ZM91 129V130H94V129ZM149 128H151V125H150V127ZM154 128V127H153ZM202 128V129H201ZM238 128H239V126H238ZM36 129V128H35ZM45 129V128H44ZM47 129H49V128H47ZM78 129V128H77ZM76 129V130H77ZM83 129V128H82ZM208 129V130H207ZM219 129H221V130H219ZM26 130V131H25ZM50 130V129H49ZM147 130V131H146ZM218 130H219V132H218ZM235 130V131H234ZM238 130V129H237ZM12 131H13V128H12ZM34 130H33V132H35ZM109 131V130H108ZM146 131V132H145ZM154 131H155V129H154ZM223 131V132H224ZM233 131L235 132V133H233ZM248 131V130H247ZM247 131H245V133L247 132ZM32 132V134H30V132H28V134L30 135V136H33L34 135V133ZM45 132V131H44ZM150 132H153V131H150ZM156 132V131H155ZM250 132H252V131H250ZM257 132V131H256ZM36 133V132H35ZM55 133V134H54ZM158 133V132H157ZM222 133V132H221ZM12 134V135H11ZM96 134H98V133H96ZM96 134L94 135L95 137H96ZM100 134L101 133H99V137H100ZM142 134H144V135H142ZM152 134V133H151ZM150 133L149 134H147V136L148 135H151ZM175 134V133H174ZM234 134V135H233ZM240 134V133H239ZM250 134V133H249ZM256 134H258V133H251L250 134V137L248 136V138H251V137H254V135H256ZM11 135V136H10ZM76 135H78L77 137H76ZM82 135V134H81ZM244 136L243 137H245V135L246 134H243ZM253 135V136H252ZM26 136V135H25ZM35 136V135H34ZM94 136H93V138H94ZM143 136H144V138L146 139H142L143 138ZM158 136V135H157ZM172 136H173V134H172ZM175 136H176V134H175ZM174 136V137H175ZM238 136V135H237ZM240 136V135H239ZM28 137V136H27ZM99 137H98V139H99ZM104 137V136H103ZM103 137H100L101 139H104L105 140V138H103ZM185 137H186V135H185ZM236 137V136H235ZM234 137V138H235ZM242 137V136H241ZM247 137V136H246ZM245 137V138H246ZM256 138H257V136H255ZM254 137V138H255ZM34 138V137H33ZM33 138L31 139V138H29V140L31 139V141L33 140ZM74 138V137H73ZM76 138H79V139H81V140H76ZM178 138V140H177V143H176V139ZM181 138V137H180ZM221 138H222V140H221ZM226 138V137H225ZM255 138V139H256ZM17 139V138H16ZM19 139V138H18ZM24 139H26V140H28L27 138H24ZM21 140V141H25L26 142V140ZM63 139V140H62ZM96 140L95 141H97V137L95 138ZM142 139V141H140ZM154 139V140H153ZM183 139V138H182ZM242 139V138H241ZM244 139V138H243ZM252 140H253V138H251ZM35 140H36V137H35ZM62 140V141H61ZM143 140H145V141H147L148 142V144H150L149 146H150V148H148V144H146V142L144 141V143H143ZM151 140V141H150ZM168 140V139H167ZM173 140V139H172ZM172 140H170V142L172 141ZM175 140H174V142H173V145L175 146L174 148H176V146H177V148L178 149H175V150H173V151H176L177 150V152H180V153H182L181 151H179L180 150V147H179V145H180V143H179V137L177 136L176 138H175ZM185 140V139H184ZM235 140H236V138H235ZM234 140V141H235ZM239 140H240V138H239ZM238 140V141H239ZM246 140V139H245ZM245 140H242L243 142L245 141ZM75 141H76V143H75ZM94 141V142H95ZM159 141H161L162 142V140H159ZM164 141L165 140H163V143H161V142H158V143H161L160 144V146L162 145L163 147H160V146H158L159 148H160V150H162L163 152H164V154H165V152H168L169 154L170 153H172L173 151H172V149L171 150H168V149H170V147L172 146V143H170V145L168 144V143H166V141H165V143L166 144H164ZM225 141H224V143H225ZM28 142V141H27ZM26 142V143H27ZM62 142V143H61ZM97 142H100L99 140L97 141ZM102 142V141H101ZM100 142V143H101ZM138 142H140L139 143V145L140 144H142V146H139L137 143ZM142 142V143H141ZM153 142H154V144H153ZM182 144H183V142L184 141H180ZM31 143V142H30ZM32 143H35V141L33 140L32 141ZM31 143V144H32ZM69 143V144H70ZM104 143V142H103ZM102 143V144H103ZM157 143V142H156ZM176 145H175V144ZM223 143V144H224ZM68 144V145H69ZM83 144H84V142H83ZM94 144V145H93ZM137 144V145H136ZM144 144L147 146V147H144V149H143V146H144ZM177 144H179V145H177ZM232 144V146H233V148H232V146H230ZM30 145V144H29ZM28 145V146H29ZM85 145V146H86ZM98 145V144H97ZM165 145H169L166 149H165ZM12 146V147H11ZM70 146V145H69ZM72 146H73V144H72ZM76 146V147H77ZM136 146H137V149L139 148L140 149V147H141V149L143 150H141L142 152H144L142 155H139L138 156V151H140V150H136V151H134L135 149L134 148H136ZM139 146V147H138ZM183 145H181V147H182ZM188 146V145H187ZM229 146V147H228ZM38 147V148H37ZM74 147V146H73ZM72 147V148H73ZM76 147H74L73 149H75ZM97 147V148H96ZM100 147V148H99ZM104 148V155L102 156V161L100 160L101 159V156H100V158H99V160L100 161H97V160H95V161H97L96 163L98 164V162H100L99 164H98V167H96L95 169H93L92 168V165H93V162H94V156H92V155H94V152L96 151V150H98V151H100V152H102L103 151V149L102 148ZM134 147V148H133ZM156 147V146H155ZM173 147V146H172ZM171 147V148H172ZM185 147V146H184ZM190 147V146H189ZM29 148H33V146H29ZM49 148H51V152H49ZM70 148V147H69ZM68 148V149H69ZM72 148H70V151L72 150ZM78 148V147H77ZM158 148V149H159ZM162 148V149H161ZM163 148H164V150H163ZM225 148V149H224ZM25 149V148H24ZM67 149V150H68ZM94 149H96V150H94ZM100 149V150H99ZM134 149V150H133ZM186 149V148H185ZM188 150L190 149V148H187ZM186 149V150H187ZM194 149V148H193ZM228 149V150H227ZM242 149V148H241ZM131 150H133V152H134V155H136V156H133V154L131 153ZM152 150V149H151ZM157 150V149H156ZM159 150V151H160ZM166 150V151H165ZM182 150V149H181ZM184 150V149H183ZM187 150V151H188ZM192 149H190V151H191ZM231 150V151H232ZM69 151V150H68ZM98 151H96V153H95V155L97 156V154H99V152ZM158 151V150H157ZM170 151H172V152H170ZM193 151V150H192ZM225 151V152H224ZM65 152H66V150H65ZM65 152L64 153H62L63 155L65 154ZM98 152V153H97ZM156 152V151H155ZM161 152V151H160ZM162 152V153H163ZM196 151H194V152H192V154L191 155H193L194 153H195ZM211 152H212V154H211ZM245 152V151H244ZM71 152H69V154H70ZM136 153V154H135ZM149 153V154H148ZM152 153H154V152H152ZM162 153H160V154H162ZM175 153V152H174ZM184 153V152H183ZM224 153V154H223ZM232 153V152H231ZM55 154V153H54ZM60 153H58V155H59ZM69 154H67V152H66V155H64V157H66L67 155H69ZM90 154V155H89ZM92 154V155H91ZM132 154V155H131ZM139 154H140V152H139ZM173 154V153H172ZM188 154H189V152H188ZM187 154V155H188ZM228 155L230 154V153H227ZM39 155H40V157H39ZM56 155H57V153H56ZM72 155V154H71ZM168 155V154H167ZM183 155V154H182ZM184 155H185V153H184ZM195 155V154H194ZM193 155V156H194ZM195 155V156H196ZM231 155V154H230ZM229 155V156H230ZM253 155H254V153H253ZM82 156L80 157V159L82 158ZM133 156V157H132ZM166 156V155H165ZM169 156H171V155H169ZM174 156V155H173ZM192 156V157H193ZM245 156V155H244ZM247 156V155H246ZM250 156V155H249ZM45 157V158H44ZM52 157H54L53 159L54 160H52ZM58 157V156H57ZM72 158V156H69V158ZM74 157V156H73ZM77 157V158H78ZM154 157V155L151 157V158H153ZM160 157H164V156H160ZM175 157V156H174ZM197 157V156H196ZM213 157V156H212ZM254 158L255 157V155L254 156H251V158ZM258 157V156H257ZM255 157L254 159H255V161L257 160V159H259L260 157ZM40 158H41V160L43 159L44 160V162H45V160H47L46 158H48V159H50V164L48 165V167L46 168L45 167V165H47V164H43V161H42V164H43V167H44V173H43V177H41L40 175V173L39 172H37L36 174H35V176H32L31 174H30V170L28 169V168H32L31 166H29V164H32V163H39L40 162ZM59 158V157H58ZM178 158V157H177ZM182 158V156L180 157V159ZM186 158V157H185ZM199 158V157H198ZM244 158H247V157H244ZM250 158V157H249ZM37 159V160H36ZM79 158L77 159V161L79 160V161H82V159L80 160ZM188 159H189V157H188ZM193 159H194V157H193ZM261 159H263V158H261ZM152 160V159H151ZM240 160V157L238 158V161ZM241 160H242V158H241ZM48 161V160H47ZM71 161H73L72 159H71ZM146 161L148 162V161H150V162H148V163H146ZM179 161V160H178ZM181 161V160H180ZM188 161V160H187ZM186 161V159H185V162L186 163H190L189 161L187 162ZM244 161H247V160H244ZM244 161H242V162H240L241 164H244ZM254 161V162H255ZM264 160H262V163H264L263 162ZM58 162V161H57ZM73 162H75L76 164H74ZM72 163L73 164H71V168L70 169H68L67 168V170L69 171H73V170H71V169H74L73 168V166L72 165H76L75 166V168L77 167V165H78V167L77 168H80L81 169V164H82V162H76V158L74 159V161H73ZM184 162V163H185ZM253 162V161H252ZM259 162H261V161H259ZM258 162V163H259ZM35 163V164H36ZM60 163V161L58 162V164ZM61 163L63 164V162L61 161ZM80 165H79V164ZM95 163V162H94ZM146 163V165L145 166H143L144 164ZM181 163V162H180ZM179 163V164H180ZM57 163H56V166H59ZM66 164V163H65ZM96 164V165H97ZM152 164H154V163H152ZM178 164V165H179ZM255 164V163H254ZM257 164V163H256ZM255 164V165H256ZM260 164V163H259ZM32 165H34V164H32ZM150 165V164H149ZM208 165H209V163H208ZM255 165H253L252 164V166H255ZM68 165H66V167H67ZM95 166V165H94ZM258 166V165H257ZM262 166H263V164H262ZM141 167H143L144 168V170H146L145 172L144 171H141V169H143V168H141ZM181 167V166H180ZM264 167V166H263ZM57 168V167H56ZM148 168V167H147ZM182 168V167H181ZM186 168V167H185ZM202 168H204L203 170H201ZM256 168V167H255ZM259 168V167H258ZM262 168V167H261ZM59 169H60V167H59ZM62 169H63V173L64 174H62V177H63V175H65V170L64 169H66L65 167H63V165H62ZM79 169V170H80ZM158 169V168H157ZM162 169H164V168H162ZM221 169H220V171H221ZM254 169V168H253ZM29 170V171H28ZM87 170V171H88ZM159 170V169H158ZM157 170V171H158ZM166 170V169H165ZM165 170H164V172L163 173H165ZM168 170V169H167ZM174 170H176V169H173L172 170V172L174 171ZM183 170V169H182ZM185 170V169H184ZM196 170V171H195ZM75 171V170H74ZM85 172H86V170H84ZM83 171V172H84ZM89 172V175H90V173H92V172ZM95 171H97V172H95ZM154 172H155V170H153ZM152 171V172H153ZM160 171H161V169H160ZM163 171V170H162ZM161 171V172H162ZM178 171H180V170H178ZM177 171V172H178ZM201 171H203V172H201ZM259 171L261 172V173H259ZM143 174H142V173ZM151 172V173H152ZM153 172V173H154ZM160 172V173H161ZM169 172V171H168ZM231 172V171H230ZM257 172V171H256ZM35 173V172H34ZM42 173V172H41ZM78 173H80V172H78ZM126 173H128V175H125L124 176V174H126ZM166 173H167V171H166ZM200 173L202 174L201 176H200ZM40 174V175H39ZM169 174V173H168ZM173 174V173H172ZM174 174H175V172H174ZM178 174V173H177ZM179 174H181V173H179ZM27 175V178H29L30 180H32V184H30L28 181H27V183H29L28 185L29 186H27V187H25V186H23V179L25 178V176ZM80 175V174H79ZM92 175H91V177H92ZM154 175V174H153ZM66 176H68V175H66ZM65 176V177H66ZM74 176V177H73ZM84 176V175H83ZM146 178H145V177ZM175 177H176V175H174ZM61 177V176H60ZM65 177H63V178H65ZM185 178L184 180H186L187 182L188 181H190V179H188V178ZM196 177H197V180H196ZM67 178V177H66ZM66 178H65V180H66ZM92 178H94V177H92ZM77 179H78V177H77ZM147 179V180H146ZM29 180V181H30ZM71 180V181H70ZM132 180V181H131ZM150 181L149 183H147L146 181ZM163 180H164V182H163ZM176 180H178V179H176ZM209 180H211V179H209ZM209 180H208V183H209ZM215 180V181H214ZM80 181V180H79ZM125 181H127V179H125ZM125 181H122V183L123 182H125ZM133 181V182H134ZM167 181H169V184H167L168 182ZM179 181V180H178ZM65 182V183H64ZM81 182V181H80ZM152 182V183H151ZM175 182H177V181H175ZM120 183L121 182H119V185H120ZM130 183H128V184H130ZM172 185H171V184ZM179 183L180 184H186V182H184V183H181L180 181L177 183L178 185H179ZM207 183V184H208ZM76 184V185H77ZM80 184V183H79ZM124 184H126V183H124ZM124 184H123V186H124ZM128 184H127V187H129L128 186ZM176 184V185H177ZM206 183H204V185H205ZM212 184V185H213ZM216 184V185H217ZM25 185V184H24ZM27 185V184H26ZM81 185V184H80ZM118 185V184H117ZM135 185L137 186V185H139V187L138 188H134L135 187ZM168 185V186H167ZM177 185V186H178ZM208 185H210V187L212 188V185H211V183L210 184H208ZM215 185V186H216ZM221 185V186H220ZM81 186V187H82ZM121 186V185H120ZM167 186V189L169 188V190H167L166 189V191H168L169 193H167L165 190H164V188ZM170 186V187H169ZM174 186H175V184H174ZM173 186V187H174ZM176 186V187H177ZM75 187V186H74ZM78 187H79V185H78ZM115 187H117V186H115ZM119 187V186H118ZM118 187L116 188V190L118 189ZM122 187V186H121ZM185 187H188V186H185ZM205 187V186H204ZM206 187H207V185H206ZM210 187L208 188V189H210ZM87 188V187H86ZM191 188V189H192ZM21 189L22 190H31L30 192H27V193H23L22 191H21ZM115 189V188H114ZM126 189H128V188H126ZM182 189H179V191L180 190H182ZM116 190H114V191H116ZM118 190H120V189H118ZM134 190H132V188H130L129 187V191H128V193H127V195L128 194H130L131 195V197H134L131 193H129V192H131V191H134ZM176 190H178V189H176ZM213 190V189H212ZM211 190V191H212ZM215 190V189H214ZM213 190V191H214ZM77 191H78V188H77ZM81 191V190H80ZM137 191V190H136ZM136 191H134V192H136ZM139 191H137V192H139ZM177 192V191H175V192H177V195H178V193H181V191L180 192ZM204 191V190H203ZM202 191V192H203ZM208 191V190H207ZM207 191H205L206 193H207ZM210 191V193H212ZM120 192V191H119ZM142 192L145 194H143L142 195ZM146 192V193H145ZM158 193V194H156V193ZM174 192V193H175ZM204 192V193H205ZM182 193H184L183 191H182ZM182 193L181 194H179L178 196H180V195H182ZM203 193V194H204ZM119 194V193H118ZM154 194H156V196H154ZM202 194V193H201ZM25 195V196H24ZM127 195H126V198H127ZM140 195H142L143 196V199H142V196L141 197H139ZM184 195V194H183ZM200 195V194H199ZM207 195L209 196L210 194H208L207 193ZM211 195H213V193L211 194ZM117 196V197H116ZM122 195L120 194V197H121ZM153 196H154V199H153ZM170 196H174V194L172 193ZM177 196V197H178ZM207 196V197H208ZM22 197H24V198H22ZM113 197H115L116 199H117V204H116V206H114V207H116L115 209H113V211H112V213H109L112 209H111V207H113V205H112V203H114V201H112L113 200ZM156 197V198H155ZM176 197V196H175ZM200 197V196H199ZM204 197V196H203ZM122 198H125V197H122ZM128 198H130V196L128 195ZM195 198L197 199V200H195ZM202 198V197H201ZM205 198V197H204ZM209 198V197H208ZM208 198H206L207 200H208ZM116 199H115V202H116ZM146 199V200H145ZM172 199V198H171ZM173 199H176V198H173ZM177 199H179V197L177 198ZM180 199H181V196H180ZM210 199V198H209ZM119 201H120V203H121V198L119 199ZM128 201V200H127ZM136 201V200H135ZM175 201V202H176ZM187 201V200H186ZM197 201V202H196ZM201 201V200H200ZM137 202V201H136ZM135 202V203H136ZM139 202V204H140V208H142L143 206V203L141 204ZM162 202H160L159 201V203H161L162 204ZM167 202V201H166ZM165 202V203H166ZM168 202H170V201H168ZM171 202H173V201H171ZM203 202H205V201H203ZM126 203V201L124 202V204ZM128 203H131V202H128ZM138 203V202H137ZM209 203H211V202H209ZM134 204V203H133ZM132 204V205H133ZM139 204H137V206H139ZM180 204H182L181 202H180ZM127 205V204H126ZM146 205H148V204H146ZM148 205V207H150ZM183 205V204H182ZM122 207V210H124V212L126 213L127 212V207H125V206H122V204L121 205H119V207ZM128 206V205H127ZM150 207V208H152L151 210L153 211L154 210V215H152V212H151V210H149L150 212H151V216H149V211H147L146 212V210H145V212L148 214V216L150 217L149 219L150 220H152L151 222L152 223H154V222H156L157 220V223H158V225L159 224H163V223H159V219L157 218L159 215H161V213H160V211H159V209L156 211L157 212V216H155V210L156 209H153V207ZM157 206H158V204H157ZM160 206V205H159ZM158 206V207H159ZM204 206H205V204H204ZM119 207H118V209H119ZM127 208V209H124V208ZM144 207H145V205H144ZM156 207V206H155ZM163 207H164V204H163ZM179 207V208H178ZM184 207V208H183ZM188 207V206H187ZM201 207V206H200ZM206 207V206H205ZM131 208V207H130ZM139 208V209H140ZM146 209H150V208H147V206L145 207ZM157 208V207H156ZM160 208H161V206H160ZM169 208V209H168ZM183 208V209H182ZM202 208H203V206H202ZM207 208H210L208 205H207ZM254 208V209H253ZM99 211H98V210ZM138 209V210H139ZM176 209V210H175ZM182 209V210H181ZM197 209L198 210H200V208L199 207H197ZM126 210V211H125ZM134 211L133 212H136L135 211V209H133ZM143 208H142V210L140 209L139 211L140 212H138V214L140 215L141 214V211L143 212ZM181 211V213L180 214H182V212H183V214L182 215H180L179 214V212ZM213 210V209H212ZM227 210H228V212H227ZM251 210H252V212H251ZM95 211H98V212H96L95 213ZM119 211V210H118ZM117 211V212H118ZM131 211V210H130ZM159 211V212H158ZM176 211V213H175V215H174V212ZM177 211H179V212H177ZM191 211V210H190ZM197 211V212H196ZM201 211V210H200ZM256 211V210H255ZM255 211H254V214H255ZM257 211V213L261 216V214L259 213ZM123 212V211H122ZM120 212V214L123 216H125V213L123 212ZM145 212H144V214H145ZM149 212V213H148ZM205 212V211H204ZM251 212V213H250ZM173 215H172V214ZM188 213H190L189 215H188ZM202 213V212H201ZM206 213V212H205ZM109 214H112V215H109ZM129 213L127 212V216H125L126 218H127V220L129 219L130 221H131V219L130 218H128V216H130V214H131V212H130V214L128 215ZM143 213H142V216H140L141 217V219H143L144 220V222L146 223H144V222H142V224L144 225H142V226H137L136 225V227H138L137 229H140V228H143V227H145L146 226V229H147V227H148V225L147 224H151V226H152V223L150 222V223H148V221H150L149 219H148V216H147V214L146 215H144ZM159 214V215H158ZM163 214H164V212H163ZM162 214V215H163ZM254 214H252V216L254 215ZM258 214H256V215H258ZM133 215V214H132ZM137 215V214H136ZM139 215H137L138 216V218L136 217L135 219H138V221H139ZM147 216V218H145L144 216ZM171 215L174 217V216H176V217H174V218H172L171 217ZM177 215H180V216H178L177 217ZM202 215H205V214H202ZM263 216H264V214H262ZM110 216H111V219H109L110 218ZM117 216V215H116ZM134 216V215H133ZM152 216H154V217H156V218H154L153 217V219H155L156 221H154L151 217ZM190 218H189V217ZM199 216H200V212H199ZM206 216V215H205ZM120 218L121 220H123V222L124 223H122L121 225H122V228H123V225L124 226H126V224H125V219L126 218ZM130 217H132V216H130ZM160 217V216H159ZM162 217V216H161ZM169 217H171L170 218V220H169ZM194 217H195V219H196V221L194 220L193 221V219H194ZM254 217H255V215H254ZM257 217H259V216H257ZM257 217H255L256 219H257ZM113 218V219H114ZM118 218V217H117ZM162 218H165V215H164V217H162ZM192 218V219H191ZM219 218H216V220L218 219L219 220V222L221 221V219H219ZM106 219H109L108 221H109V223H107V221H106ZM112 219V220H113ZM119 219V220H120ZM148 221H147V220ZM181 220H183L182 218H180ZM203 219V218H202ZM204 219H206L205 217H204ZM259 219V218H258ZM116 219H114L113 221L114 222H116L115 221ZM162 220V219H161ZM161 220H160V222H161ZM180 220V222H182ZM209 220H211L210 222H209ZM138 221L136 220V221H134L133 220V222H137L138 223ZM183 221H186V219L184 218V220ZM191 221L193 222V224L191 223ZM118 222V221H117ZM122 222V221H121ZM127 222V221H126ZM129 222V221H128ZM139 222H141V220L139 221ZM214 222H216V221H214ZM218 221H217V223H219ZM252 222V221H251ZM254 222V221H253ZM132 223V222H131ZM157 223H155L156 224V226H157ZM184 223H182V225H184ZM187 223V224H186ZM189 223V224H188ZM202 223V222H201ZM217 223H216V225H217ZM110 226H112V227H110ZM114 224H115V228L113 227L114 226ZM129 225H133L134 226V224H130V223H128ZM163 224V225H164ZM170 224V223H169ZM168 224V225H169ZM177 224H180L179 222L177 223ZM192 224V225H191ZM205 224V225H206ZM139 225H140V223H139ZM187 225H189V226H187ZM202 225V224H201ZM109 226V230L110 231H112V232H110L108 229H107V227ZM117 226H119V225H117ZM132 226V227H133ZM150 226V227H151ZM169 226H171V225H169ZM168 226V227H169ZM174 226H177L176 224L174 225ZM204 226V225H203ZM257 226V225H256ZM120 227L121 226H119V229H120ZM127 227V226H126ZM153 227V226H152ZM161 227H162V225H161ZM173 227V226H172ZM179 227V226H178ZM178 227L176 228H174V233H173V235L174 236H176L175 234H178V233H180V231H181V233H183L184 231V229L183 230H178ZM182 227V228H183ZM245 227V228H244ZM121 228V231H124L125 229H126V231L125 232H129V231H127V229H129V228H131V226L129 227V228H125V229H122ZM135 228V227H134ZM134 228L132 229V230H130V234L127 236V235H125V237L127 236V238L132 234V235H134L135 236V238H134V236H130L129 237V240L127 239L126 241H130V239H131V237H133L134 238V240L136 241V240H138L139 238L138 237H140L138 234H140V235H142V234H144V235H142L141 236V240H140V242L142 241V243H143V238H145V237H143V236H145V235H147L146 234V232H148L146 229H144L145 230V233H144V231H143V229H142V234L141 233H139V232H137L138 230H136V232L134 231ZM155 228V227H154ZM157 228V227H156ZM167 228V227H166ZM165 228V230H167ZM170 228V227H169ZM168 228V231H164V233H169V231H170V229ZM206 228H207V226H206ZM235 228H237L236 230H235ZM258 228V227H257ZM97 229V232L100 230H98ZM105 229L107 230L106 232H105ZM118 229V230H119ZM159 229L160 228H157V230H158V232H159ZM176 229V230H175ZM152 230H155V232H153ZM151 231H152V233L153 234H151V235H149V236H146V239L147 238H151L152 237V235H153V238L154 239H150V242H151V247H152V245H153V247L152 248H150V246H149V239L148 240H144V244L145 245H148V247H149V249H153L151 252H154V254H155V256H156V253H158L159 254V252H156L157 250L159 251V248H156V247H160L159 246V240L158 239H161L162 237H163V235H161L162 237H156V236H154V234L157 232V230L156 229H152ZM203 230V229H202ZM235 230V232H232V231H234ZM131 231H133V232H131ZM140 231V230H139ZM171 231H172V229H171ZM172 231V232H173ZM177 231V232H176ZM179 231V232H178ZM183 231V232H182ZM212 231H214V230H212ZM238 231V232H239ZM247 230H245V232H246ZM257 231V230H256ZM47 232V235L46 234H44V233H46ZM94 232V233H93ZM99 232H101V230L99 231ZM108 232H110V233H108ZM157 232V235L159 234ZM161 232V231H160ZM172 232H170L171 234H172ZM216 232H217V234H216ZM120 233H122V232H120L119 231V235H120ZM134 233H137V235L138 236H136V234H134ZM151 233V232H150ZM164 233H162V234H164ZM166 233V235H165V237L167 236V235H169V234H167ZM185 233V232H184ZM212 233V232H211ZM233 233V234H232ZM95 234V235H94ZM112 235V234H114L113 236H110V235ZM117 234V235H118ZM161 234V233H160ZM159 234V235H160ZM204 234V235H203ZM232 234V235H231ZM98 235V234H97ZM119 235H118V237H119ZM158 235V236H159ZM172 235V236H173ZM179 235V234H178ZM184 235V234H183ZM33 236H35L36 237V242L33 240ZM86 236L88 237H92V238H90V240L89 241H87V239H86ZM93 236H94V238H93ZM105 236V237H106ZM120 236H123V235H120ZM151 236V237H150ZM169 236H171V235H169ZM171 236V237H172ZM180 236H182V235H180ZM193 236V237H192ZM255 236V235H254ZM35 237H34V239H35ZM43 237H45L46 238V241L43 239ZM98 237H99V235H98ZM125 237L123 238V237H121V238H123L122 239V241H121V238L119 239V242H117L116 244L117 245H119V243H122L123 242V240L125 239ZM143 237V238H142ZM185 237H178V238H181V240L184 238V240L186 239ZM209 237V238H208ZM244 237V236H243ZM253 237V235L251 236V238ZM47 238L49 239V244H48V242H47ZM97 238V237H96ZM107 238V237H106ZM106 238H105V240H106ZM115 238H117V236L115 237ZM138 238V239H137ZM157 238V239H156ZM164 238V237H163ZM174 238V237H173ZM173 238H170V239H168V236H167V244L169 243L170 245H169V247L167 248V250L169 249V251L171 252L172 250H171V248L173 247L174 248V246H173ZM175 238H177V236L175 237ZM174 238V239H175ZM194 238V239H195ZM99 239V238H98ZM118 239H117V241H118ZM143 239V240H142ZM186 239V240H187ZM104 240V239H103ZM113 240L115 241L116 239H114L113 238ZM113 240H111V243H112V241ZM132 240V239H131ZM154 240V241H153ZM157 241V243H156V246H155V244H154V242H156ZM166 240V239H165ZM164 240V245L163 246H165V243H166V241ZM168 240H173L171 243L170 242H168ZM196 240V241H197ZM206 240V241H205ZM210 240H212V241H210ZM108 241V242H109ZM121 241V242H120ZM125 241V240H124ZM134 241V242H135ZM139 241V240H138ZM138 241L136 242V244L138 243ZM148 241V242H147ZM152 241H153V244H152ZM188 241V240H187ZM189 241H191V240H189ZM107 242V243H108ZM116 242V241H115ZM131 242V241H130ZM133 242V241H132ZM111 243H110V245H111ZM126 244L125 245H128L127 244V242H125ZM129 243V242H128ZM141 243V244H142ZM146 243H148V244H146ZM185 243H187L186 241H185ZM184 243V244H185ZM196 243V244H195ZM201 243V245H199ZM238 243V242H237ZM236 243V244H237ZM51 244L52 245H54V247L51 249V253H50V255H49V253L47 252V250H46V248L44 247V245L47 247V246H51ZM109 244V243H108ZM114 244V243H113ZM112 244V245H113ZM161 244H163L162 242H160V245ZM166 244V245H167ZM176 244H181L180 246L182 247V241H181V243L179 242V243H174V245H176ZM105 245H106V242H105ZM110 245H108L109 247V249L108 250H110ZM111 245V246H112ZM116 245V246H117ZM130 245V244H129ZM128 245V246H129ZM158 245V246H157ZM172 245V246H171ZM241 246V243L239 242L238 243V245H235V246H238V247H240ZM103 246H104V244H103ZM123 246H124V244H122L121 245V248H120V245L118 246V251H119V248H120V250L123 248ZM133 245L131 244V247H132ZM162 246V247H163ZM168 246V245H167ZM113 247H115V246H113ZM113 247H111V250H112V248ZM127 247V246H126ZM135 247V246H134ZM134 247H133V249H134ZM147 246H145V247H143V245H142V247L141 248H143L142 249V251L144 252V253H146V255L148 256H146V255H144V254H141L140 252H142L141 251V249H140V245L138 244V248H139V252H137V250L136 251H134L133 250V253L134 254H132V257H136V255H137V257H139V255L138 254H141L140 255V257H142L143 255L144 256H146V257H142V258H140L139 257V259H140V261H139V263H143L142 262V259L143 258H151L150 260L149 259H147L149 262L147 263V261L145 260V263H147V264H151V262H153L152 261V255H154V254H151V253H148L147 254V251L148 252H150L147 248H148ZM176 247V246H175ZM201 247V248H202ZM217 247H219V248H217ZM50 248V247H49ZM117 248V247H116ZM128 248V247H127ZM156 248V251L154 250ZM163 248H165V247H163ZM162 248V249H163ZM177 248V247H176ZM175 248V249H176ZM178 248H179V250L181 249L180 247H179V245H178ZM185 248V249H184ZM193 248H191V249H193ZM207 248V249H206ZM106 249V248H105ZM106 249V250H107ZM114 249V248H113ZM129 249V248H128ZM131 249V248H130ZM147 251H146V250ZM188 250V248H186V247H182V249H181V252L180 253H182V250ZM193 249V250H194ZM197 249V248H196ZM105 250V251H106ZM110 250V251H111ZM115 250H117V249H115ZM114 250V251H115ZM160 250H161V248H160ZM186 250V251H187ZM207 250V251H206ZM113 251V250H112ZM111 251V252H112ZM131 251V250H130ZM130 251L128 250V252H129V254H130ZM146 251V252H145ZM162 251V250H161ZM163 251H164V249H163ZM189 251V250H188ZM201 251L202 252H204L203 254H201ZM120 252V251H119ZM118 252V253H119ZM136 252H137V254H136ZM142 252V253H143ZM191 252V251H190ZM189 252V254H191ZM197 251L195 250V253H196ZM239 252V250L237 251V253ZM241 252V254H243L244 252L243 251H240ZM240 252L236 255L238 258H241L242 259V255L240 254ZM243 252V253H242ZM81 253H83V255H81ZM108 253H109V251H108ZM117 253V252H116ZM115 252L113 253V255H115L116 254ZM160 253H162V252H160ZM169 253V252H168ZM177 253H178V250H177ZM198 253V252H197ZM196 253V255H193L194 254V251H193V254H191L190 256H191V258H192V256H193V258L191 259V258H189L188 256H189V254H187L188 256H186V257H188L190 260H192V261H190L189 259L188 260H186L187 258L184 256L182 259H181V257L183 256H181L180 257V259H178V263L180 264H185V263H187V261H188V263L187 264H194V263H196V262H194V261H196L195 259H194V256H198L199 254H197ZM106 254V253H105ZM109 254H111V253H109ZM124 254V253H123ZM151 256H150V255ZM171 254H173L172 252H171ZM176 254V253H175ZM179 254V253H178ZM183 254V253H182ZM186 254V253H185ZM84 255H85V257H84ZM113 255H112V257H113ZM122 255V254H121ZM167 255V254H166ZM166 255H164V256H166ZM204 255V256H205ZM244 255V254H243ZM47 256V257H48ZM104 256H106V255H104ZM103 256V257H104ZM118 256H120L119 254H118ZM125 256V255H124ZM131 256V255H130ZM150 256V257H149ZM158 256V255H157ZM167 256H169V255H167ZM171 256V255H170ZM178 256V255H177ZM200 256H198V258L200 257ZM241 256V257H240ZM107 257V256H106ZM105 257V258H106ZM115 258H118L119 259V257H116V256H114ZM114 257H113V259H114ZM132 257H129L128 256V259H129V261H128V259H126L127 260V263L128 262H130V258H132ZM136 257V258H137ZM154 257V256H153ZM195 257V258H196ZM264 257V256H263ZM262 257V258H263ZM109 258H110V256H109ZM125 258H127V253H126V257ZM154 258H156V257H154ZM162 258V256H160V258L159 259H161ZM168 258V257H167ZM174 258H177V257H171V258H169V260L168 261H170V259L171 260H173ZM203 258V257H202ZM201 258V259H202ZM206 258V257H205ZM205 258H203V259H205ZM233 258V257H232ZM236 258V257H235ZM252 257H250V259H251ZM261 258V259H262ZM107 259H108V257L106 258V261H107ZM121 260H122V257L120 258ZM134 258H132V260H133ZM165 259V258H164ZM163 259V260H164ZM183 259H184V261H185V263H184V261H183ZM194 259V260H193ZM202 259V261H204ZM234 259V258H233ZM241 259H239V260H241ZM243 259H244V256H243ZM245 259H246V257H245ZM253 259V258H252ZM252 259H251V261H249V257H248V261H249V263H252ZM259 259V258H258ZM111 260V259H110ZM137 261H138V258L136 259ZM144 260V259H143ZM154 260V259H153ZM162 260V259H161ZM161 260H160V264H162L161 263ZM166 260V259H165ZM180 260H182V262L180 261ZM205 260H207V259H205ZM254 260H255V256H254ZM253 260V262H255ZM264 260V259H263ZM47 261V262H46ZM80 261V262H79ZM116 261H117V259H116ZM120 260H118V262H119ZM151 261V262H150ZM156 261H158V260H156ZM168 261L166 260V264L168 263ZM177 261V260H176ZM175 261V262H176ZM180 261V262H179ZM190 261V262H189ZM198 261H199V259H198ZM201 261V260H200ZM199 261V263H201ZM208 261V260H207ZM245 261V260H244ZM247 261V260H246ZM245 261V262H246ZM258 261V260H257ZM105 262V261H104ZM108 262V261H107ZM124 262H126V261H124ZM134 262H135V259H134ZM175 262H173V263H175ZM192 262H194V263H192ZM263 262V263H262ZM114 262H112V264H113ZM126 263V264H127ZM138 263V262H137ZM136 263V264H137ZM154 263V262H153ZM156 263V262H155ZM154 263V264H155ZM247 263V262H246ZM260 263H262V264H264V261H262L261 260V262H256V263H254V264H260ZM116 264V263H115ZM120 264V263H119ZM121 264H122V262H121ZM125 264V263H124ZM129 264V263H128ZM133 264V263H132ZM135 264V263H134ZM144 264V263H143ZM157 264H158V262H157ZM169 264H171V263H169ZM253 264V263H252Z\"/></svg>","mask_w":264,"mask_h":264},{"label":"rangeland","instance_id":"374dc122","mask_svg":"<svg viewBox=\"0 0 264 264\" xmlns=\"http://www.w3.org/2000/svg\"><path fill=\"white\" fill-rule=\"evenodd\" d=\"M22 1V2H21ZM84 1H86L87 2V0H84ZM83 0H2V2L0 3L1 5H0V27L1 26H7L6 27V29L7 30H9V40H8V45H7V48H6V53L8 54H6V62L4 63V68H5V70H6V68H7V71H6V73L9 71V70H11L12 72H10L9 71V73H7V81H8V79L10 80V82H11V84L10 83H8L9 85H10V87H11V90H10V92L11 93H9L8 95H7V98H8V100H10V99H12L13 97V99H14V102H12V101H10L9 102V107H7V113H8V119H11V122H14L15 120V123H12V124H10V130H11V132H14L15 133V135H16V133L17 132H15V130H14V127L16 128V126H17V128H16V130L18 129V127H19V131H20V133H18V136L16 137V138H14L15 139V141L13 142L12 141V146H14V147H12V149H14L16 146H18V144H24V146L22 145L21 147L23 148V150H25L26 151V149H27V147H28V149H32L31 151L33 152V149L36 147V146H38V145H36V141H37V139H38V132L37 131H35V130H37V126H39L40 124H42L43 123V126H44V128H41L42 130V132H43V134H44V136H46V135H48V134H46V132L47 133H49L50 131H52L51 130V128L52 127H57L58 128V126H57V123H58V125H59V128H60V125L62 126V124L60 123L59 124V122L58 121H60L61 120V118H63L64 120H67V121H70V120H72L73 122H70L71 123V126H72V128H71V126H69L68 127V129L69 128H71V132H72V136L74 137H71L69 140H67L66 141V144L64 145L63 144V146H62V148H61V150L59 151V152H57L58 151V149L59 148H56L55 149V147H57V145L56 146H54V147H52L53 148V151L51 150V148H49V152H51L52 151V155L54 156L55 155V160L53 159L54 157H52V160H54V162H55V166H54V171L55 170H58V172L60 171V173H61V175H59L58 176V180H57V182H59V180H60V184H62V182H63V180L62 179H64V181L66 182V181H68L69 182V179H72V175H71V177H70V174H74L75 173V178H73V179H76L75 181L73 180L72 181V183L73 182H77L78 181V184L76 185H72L73 186V188L75 189V191H76V193L77 192H82L84 189V191L86 192V190L88 189V185H86L85 186V184H87V182H89L90 180H94L95 179V176H93L92 174L94 173V171L92 172L91 170V172L92 173H90V175H89V170L85 167V163H86V160H84V158H83V156H82V161H77V159L79 158L80 159V157L81 156H77L76 157V155H74V154H78L77 153V150L78 149H80V147L81 148H83V150H84V147H86L87 148V145H88V143H86L85 141V138H87L88 137V139H87V142H89L88 140H90L91 138V136L90 135H92L93 133H91V131L93 132V131H96V132H94V134L92 135V140H91V142L89 143V145L90 144H92V143H97V144H95L97 147L99 146V145H101L102 147L103 146H105V143H106V139L107 138H105V136L106 137H108V134H109V132H110V127H112V122L113 121H111V120H113V116L115 115V114H113L115 111H114V102H112L111 101V99L110 100H108L109 99V97L108 96H106V95H104V94H107V93H109V89L108 88H110L109 86L110 85H112V83H114L113 84V86H114V88H116L115 90V96L117 97V99H118V101L121 103V106H124V105H126L127 104V106L125 107L124 106V108L122 107V109H125V108H127L128 106H129V104L131 103V101H133L136 97H137V95H138V92H139V95H140V90L141 89H143V87L145 88V87H148V86H150V84L152 83L153 85H154V83L156 82L155 80L157 79V82H156V84L158 83V85H155V87L157 86V87H159V85L161 84V86H160V88H158L159 90L157 91V92H159V93H156V94H158V96H156L155 98H153L154 100H153V102L149 105L150 107H148V110H149V112L147 113V114H149V121H148V119H146L145 120V122L146 123H144V128H147L148 129V133L147 134H151V135H148L147 136V134L145 133V138H147V141L150 139V138H152L153 136L152 135H154L155 133H156V136L154 137V138H158V140H154L155 141V144H154V142H153V144L154 145H150V144H148V142L147 141H145L146 139L144 138V136H143V138L142 139H145V140H143V143H144V141L146 142V144H148L147 146H148V148H150V146H153V148L151 147V149H148V150H145L144 149V147H147L145 144H144V146H143V149L145 150V156H146V158H147V154H146V152H150V154L148 155L149 157L146 159V160H150V161H153L152 163H154V164H152V163H148V162H150V161H146V163H148L147 164V167L145 166L146 165V163L143 165V166H145V169H147L148 171H146V170H144V168L143 167H141V168H143V169H141V171H146L143 175H145L146 176V174L148 175L147 176V178L149 177V179H150V177H151V175L153 176V177H151V181H152V178L154 179L153 180V183H155L156 181H157V179H159V178H157V177H155V174L157 175V173L156 172H159L158 174H160V176L162 175V179H163V177H164V174H165V178L168 180L169 178L171 179V175H173V177H172V179L173 178H176V179H178L181 183H184V182H186V184H180L179 183V185L177 184L179 181L178 180H174L173 179V181L172 180H170L171 182H173L172 184H173V186H174V184H175V186L173 187H170V190L172 189V190H174L175 189V191H179V189H182L181 187H182V185L184 186H188V187H185L184 186V188L183 189H185V188H190V186H193L194 185V181H195V178H193L194 180H192V182H191V179L189 178L190 176H191V174L189 175V177H187V176H185L184 177V179L187 177L188 179H190V181H186V180H184L183 179V182L179 179V178H177V176H180L181 177V179H182V177H183V175H184V173H188V168H189V165L191 164V161L192 160H195L196 158V160H199L200 159V156H199V154H200V151L199 152H197V150H199V149H197L196 150V148L198 147L197 145H199L200 143V147L199 148H201L202 147V143H203V148H207L208 150H213L214 148L216 149L217 148V145H218V138H212V139H210V138H203V136H205V135H208L209 134V132L211 131V130H213V124H211L210 126H208V129H209V127L210 128H212L210 131L208 130V132H205V131H203L204 133H205V135H203L202 137H201V135L202 134H204L203 132H202V134L201 135H198V134H200V133H197L198 131H197V129L199 128L200 129V127H202V128H205L206 129V127L204 126H202L204 123L203 122H206V124L207 123H209V121H208V119H209V116L208 117H206L207 115H209L210 114V112H208L207 110L209 109V105L212 107V106H214L213 107V110L211 109H209V111H215V109L216 110H222L223 108H221V107H216V105L218 104V101H217V99L215 98V99H213V100H209L208 102H206L205 101V99L203 98L204 96L203 95H198L197 94V92H195V94H197V95H194V93H193V91H196V88H193V86H192V84L191 83H188V84H186V82L184 83L183 82V80L181 79V78H179L178 80H176L175 82H174V84H172L171 86L169 85H167L168 83H166L163 87H162V85L165 83V82H167L165 79H167L168 77V75H169V72L171 71H173L172 73H176V72H178V73H180L179 71L181 70H183V64L185 63V66L189 63L188 61H189V59L188 58H184V62H183V60L181 59H179L180 57L182 58V57H184L183 55H181L179 58H178V56L176 57V58H178L179 60H175V61H167V60H165L166 58H163V54H165V52H163L164 51V49L165 48H168V44H167V41H166V39H170L171 38V31H170V29L169 28H166L167 26L164 24V23H161V22H164V20H163V18L162 17H160V18H162L161 20L158 18V15H157V13H155L156 11H157V9L158 8H160L159 6H161V3H162V5L164 4V3H166L168 0H116V1H114V3L112 2L113 0H106L105 2H107V1H109L108 2V6H105V5H107V4H104L105 2H103L104 0H97V1H99V3L101 2V5H103V7H104V9H103V7L100 9V10H98V12H97V9H95V5H94V1L93 2H90L89 0V4L88 3H86V4H84L85 2H84ZM126 1V2H125ZM182 1V0H181ZM184 1V0H183ZM186 1V0H185ZM184 1V2H185ZM198 1V0H197ZM200 1V0H199ZM84 2V3H83ZM95 2H96V0H95ZM111 2V3H110ZM121 2H122V4H123V2H124V6H126L127 7V5H128V10L130 11V10H132V11H134V14L136 15V16H138V18L141 20V26H142V29L139 31H137V30H134V31H127V33H125V31H123V33L122 32H117V33H115V35H113L114 36V39H113V41H112V38L113 37H111V40L109 39V40H107L106 42H103L104 43V45L102 44V43H99V44H97L98 42L97 41H95V40H91V35L92 34H94V32L96 33V32H99L100 31V29H98L97 27H99V28H101L100 26H102L103 24H104V19H109V18H111L112 16H114V15H116V12H117V8L119 7V5H122L121 4ZM158 2V3H157ZM189 2H190V0H187L184 4L185 5H183V6H185L184 7V10L187 12V11H189V10H192L194 13L196 12V14H197V11H199V9L198 8H194V7H196L194 4H192L191 5V3H192V0H191V3L189 4ZM78 3V4H77ZM82 3V4H81ZM92 3V4H91ZM98 3V2H97ZM103 3V4H102ZM119 3V4H118ZM127 3V4H126ZM188 3V4H187ZM197 3V2H196ZM200 3V2H199ZM84 4V5H83ZM157 4V5H156ZM3 5V6H2ZM86 5V6H85ZM90 5V6H89ZM159 5V6H158ZM80 6V7H79ZM91 6H95V7H92L91 8ZM155 6V7H154ZM157 6V7H156ZM192 6H193V8H192ZM146 7V8H145ZM80 8V9H79ZM94 8V9H93ZM155 8V9H154ZM190 8V9H189ZM192 8V9H191ZM103 9V10H102ZM136 9V10H135ZM153 9V10H152ZM189 9V10H188ZM24 10V11H23ZM138 10V11H137ZM145 10H146V12H145ZM150 10V12H147V11H149ZM151 10H152V12H151ZM196 10V11H195ZM153 11H154V13H153ZM192 11H190L191 12V17H193L194 15H196V14H194L193 16H192ZM145 12V13H144ZM190 12H188V14L190 13ZM21 13V14H20ZM98 13V14H97ZM111 13V14H110ZM19 14V15H18ZM40 14H42V15H40ZM43 14H44V16H43ZM78 14H80V15H78ZM95 14V15H94ZM114 14V15H113ZM151 14H152V16H151ZM154 14H156V15H154ZM82 15V16H81ZM102 15V16H101ZM112 15V16H111ZM76 16H77V18H76ZM80 16V17H79ZM101 17V18H99L98 19V17ZM105 16V17H104ZM151 17V19L149 18V17ZM155 18H157V19H155ZM16 17V18H15ZM37 17H39V19L37 18ZM41 17V18H40ZM47 17V18H46ZM56 17V18H55ZM96 17V18H95ZM104 17V18H103ZM196 17V18H195ZM197 17L198 16H194V18H193V20L195 21H189V23H188V25H187V29H186V31H188V29H190L191 28V30H190V32L189 33H191V31H192V33L193 34H191V35H195L196 34V31H197V33H200V32H198V31H200V29H199V26L200 25H198V23H199V20H196L197 19ZM5 18V19H4ZM23 18V19H22ZM146 18H148V19H146ZM154 18V19H153ZM46 19V20H45ZM146 19V20H145ZM100 20V21H99ZM147 21V22H145V21ZM157 20H160V21H157ZM43 21V22H42ZM56 21V22H55ZM75 21H77L76 23H75ZM98 21V22H97ZM103 21V22H102ZM158 23H157V22ZM197 21H198V23H197ZM42 22V23H41ZM54 22V23H53ZM191 22V23H190ZM194 23V25L196 26V24H197V26H196V29H195V26L194 25H192L191 27L189 26V24H193ZM30 23V24H29ZM37 23H38V25H37ZM58 23L60 24V25H58ZM79 23V24H78ZM97 23V24H96ZM99 23H101L102 25H100ZM196 23V24H195ZM67 24V25H66ZM72 24V25H71ZM95 24V25H94ZM30 25V26H29ZM64 25V26H63ZM77 26V30H82V34H83V36H86V37H83L82 36V34L80 33V35H79V32L77 31V30H75L76 28V26ZM81 25V26H80ZM60 26H61V29L59 30L60 31V33L61 32H63L62 34H60L59 33V31H58V29L60 28ZM66 26V27H65ZM96 26V27H95ZM46 27V28H45ZM72 27V28H71ZM194 27V28H193ZM44 28V29H43ZM64 28H65V30H64ZM67 28H69V30L67 29ZM75 28V29H74ZM80 28V29H79ZM88 29V30H83V29ZM192 28H193V30H192ZM63 29V30H62ZM66 29H67V31H66ZM97 29V30H96ZM197 29H199V30H197ZM90 30V31H89ZM99 30V31H98ZM169 30V31H168ZM16 31V32H15ZM21 31V32H20ZM55 31H57L58 33L57 34H59L58 36H59V38H58V36H56L57 34L55 33ZM66 31V32H65ZM94 31V32H93ZM115 31V30H114ZM137 31V32H136ZM49 32V33H48ZM70 32H73V33H70ZM74 32H76V33H74ZM84 32V33H83ZM85 32H86V34H85ZM89 32V33H88ZM93 32V33H92ZM136 32V33H135ZM64 33H67V35L69 34V36H67L66 34H64ZM78 33V36L77 35H74V34H77ZM48 34V35H47ZM55 34V35H54ZM64 34V35H63ZM72 34H73V38H72ZM85 34V35H84ZM88 34L90 35V37L88 36ZM119 34H121V35H119ZM124 36H123V35ZM134 34V35H133ZM62 35V36H61ZM70 35H71V39L68 41V44H70V46L69 47H67V51L65 52V56H67V60L66 61H68L69 60V66L67 67L68 69V71H69V73H70V75H68L67 74V72L68 71H66V67H64V68H62L61 69V72H62V70H65V72H66V74H67V77H68V79H70V84L68 83L69 82V80H67L66 78V75H64V73L62 72V74L64 75V77H63V75L61 74L60 76H57V74H55L53 77H52V80H50V85L52 86V88L51 87H49V91H48V93H47V95H45V94H43L42 92L43 91H41V89H42V87L41 86H43V84H44V82H45V80H44V77L45 76H48L49 74H50V68L52 67V63L51 62H53V61H55L56 59H58L59 58V56L58 55H61L60 54V51H59V48L60 47H62V42H64L65 40H67V39H65V37L64 38H61V37H63V36H67V37H70ZM42 36V37H41ZM49 36H50V40L48 39L49 38ZM52 36V37H51ZM61 36V37H60ZM75 36H77V37H75ZM80 36V37H79ZM141 36V37H140ZM14 37V38H13ZM54 37V38H53ZM66 37V38H67ZM80 39H79V38ZM119 37H120V39H119ZM131 37V38H130ZM133 37V38H132ZM170 37V38H169ZM57 38V39H56ZM61 38V39H60ZM75 38H77V39H75ZM84 39V41H87V40H89V39H87V38H90V40L89 41H87V42H83V39ZM115 38H116V40H115ZM130 38V39H129ZM52 39V40H51ZM60 40V42H61V44L60 43H58V44H60L59 45V48H57L56 47V45L55 44H57L56 42H54V40ZM64 39V40H63ZM74 39V40H73ZM3 40V38H2V35H1V32H0V42ZM12 42H11V41ZM114 40H115V42H114ZM126 40V41H125ZM129 40H131V41H129ZM165 40V41H164ZM74 41V42H73ZM92 41H95V42H93V43H91ZM117 41H120V42H117ZM58 42V41H57ZM76 42V43H75ZM122 42V43H121ZM126 42H127V44H126ZM165 42H166V44H165ZM174 42V39H172V45L174 44L173 43ZM2 43V42H1ZM53 43H55L54 45H53ZM72 43L73 44H75V46L74 45H72ZM106 43V44H105ZM112 43H114V44H112ZM26 44V45H25ZM52 44V45H51ZM57 44V45H58ZM94 44V45H93ZM100 44H102V45H100ZM118 44V45H117ZM107 45V46H106ZM116 45V46H115ZM121 45V48L119 47ZM126 47H125V46ZM224 43L222 44V46L224 47ZM53 46L55 47V48H57V50H54L55 48H53ZM73 48H72V47ZM101 46V47H100ZM104 46V47H103ZM118 46V47H117ZM123 46V47H122ZM221 46V48H222V50L223 51H225V53H226V50L227 51H229L233 46H232V42L231 41H229V42H227L226 43V49H225V47L223 48ZM10 47V48H9ZM72 48L73 50H71V51H74L75 53L73 54V52H72V55L70 56V49L69 48ZM107 47V48H106ZM112 47H114V48H112ZM77 48V49H76ZM97 48H98V50H97ZM105 48V49H104ZM109 48V49H108ZM173 49H174V46L172 47ZM257 48V50H259L260 52H261V50H260V48H259V46L258 47H256ZM60 49H62V48H60ZM81 49V50H80ZM126 49V50H125ZM162 49H163V51H162ZM263 49V48H262ZM52 50H53V52L54 51H56V53H58L57 54V56L58 57H56L55 56V58H52V56H51V58H49L50 57V55L52 54H54V53H52ZM107 50V52H105ZM113 50H115V52L113 53ZM119 52H118V51ZM122 50V51H121ZM46 51V52H45ZM181 51H183V50H181ZM44 52V53H43ZM69 52V53H68ZM81 52V53H80ZM94 52H95V54L96 55H94ZM107 54H105V53ZM118 52V53H117ZM123 52V53H122ZM229 52H231L230 54H232V50L231 51H229ZM69 55H68V54ZM113 53V55H111ZM264 50L261 52V58H263L264 57ZM78 54H79V56H78ZM228 54L229 53H227V56H228ZM229 54V55H230ZM234 54H236V52L234 53ZM92 55H94V56H97V57H95V59H93L94 58V56H92ZM98 55H99V57H98ZM92 56V57H91ZM105 56V57H104ZM263 56V57H262ZM9 57V58H8ZM70 57H73V58H70ZM48 58V59H47ZM69 58V59H68ZM79 58V59H78ZM92 58V59H91ZM97 58V59H96ZM100 58V59H99ZM29 59V60H28ZM48 61H47V60ZM53 60V61H49V60ZM78 59V60H77ZM188 61H187V60ZM27 60V61H26ZM38 60V61H37ZM91 60V61H90ZM95 60V61H94ZM96 60H98L97 62H96ZM101 60V61H100ZM233 60V58H229L228 59V61H232ZM26 61V62H25ZM29 61V62H28ZM72 61H73V63H72ZM76 61H78V62H75ZM103 61V62H102ZM167 61V62H166ZM227 61V62H228ZM34 62V63H33ZM92 62H93V64H92ZM96 62V63H95ZM198 62V63H197ZM196 63V65H198L199 64V62H201V61H197ZM26 63H28V64H26ZM39 63V64H38ZM226 63V62H225ZM49 64H50V66H49ZM67 64V63H66ZM66 64H65V66H66ZM73 64V65H72ZM92 64V65H91ZM97 64H102V66H103V68H102V66H100V65H97ZM163 64H165L164 66H163ZM27 65V66H26ZM75 65V66H74ZM84 65V66H83ZM107 65V66H106ZM200 65V64H199ZM21 66H23V67H21ZM47 66V68H45L44 69V67H46ZM49 66V67H48ZM64 66V65H63ZM88 66V67H87ZM106 66V67H105ZM165 66H166V69L169 71V72H166L167 70L165 69ZM168 66V67H167ZM184 66V67H185ZM9 67V68H8ZM84 67H85V69H84ZM102 68L103 69V71H104V73L105 74H103V76L101 75L102 73H103V71L101 70V69H99V68ZM261 66H259L258 68H259V71L258 70H256V67H255V71H257V72H259V73H264L263 72V70H262V72H260V70H261V68H260ZM70 68V69H69ZM74 68V69H73ZM82 68H83V70H82ZM87 68H89V69H87ZM111 70H110V69ZM182 68V69H181ZM41 69V70H40ZM42 69L44 70V73H43V75L45 74V72H49V73H47L46 75H44V77H42V80H44V82H42V84H41V86H40V83H39V86L37 85L36 86V83H38V82H35V86H34V79H35V77H36V70H38V73H42ZM49 70V71H46V70ZM164 69L166 70V71H164ZM206 69H208V68H206ZM18 70V72H16ZM23 70V71H22ZM73 70V71H72ZM86 70V71H85ZM89 70H90V72H89ZM95 70V71H94ZM99 70L102 72L100 75L102 76H98L99 74H98V72H99ZM124 70V71H123ZM143 70V71H142ZM27 71V72H26ZM72 71V72H71ZM108 71H110V72H108ZM119 71V72H118ZM176 71V72H175ZM224 71V70H223ZM23 72V73H22ZM92 72V73H91ZM121 72V73H120ZM143 72V73H142ZM219 72H221L220 73V75H219ZM217 74H218V76H219V79H221V74H222V71H219ZM257 72H255V74L257 73ZM12 73V74H11ZM14 73V74H13ZM20 73H22V74H20ZM33 73V74H32ZM74 73H75V77H76V80H74L73 79V76H74ZM77 73V74H76ZM88 73V74H87ZM94 73V74H93ZM119 73V74H118ZM177 73V74H178ZM224 73V72H223ZM259 73H257V74H259ZM18 74V75H17ZM79 74V75H78ZM80 74H82V75H80ZM84 74V75H83ZM90 74H92V75H90ZM112 74V75H111ZM217 74H216V77H218L217 76ZM10 75V76H9ZM27 75H29V76H31L30 77V79H33V84H32V82H31V86H34V87H31L29 90L30 91H33V93H34V96H33V93H29V92H27L28 91V88L29 87H27V85H25L26 83H27V81H26V76ZM59 75V74H58ZM73 75V76H72ZM78 75V76H77ZM121 75H122V77H121ZM222 75H224L225 76V73L224 74H222ZM39 76H40V74H39ZM39 76L37 77L38 78V80L37 81H41V79L39 80ZM57 76V77H56ZM62 76V77H61ZM71 76V77H70ZM84 77L83 79H82V77ZM86 76V77H85ZM87 76H88V78H87ZM94 76H95V78H94ZM120 76V77H119ZM223 76V77H224ZM10 77V78H9ZM28 77V76H27ZM40 77V78H41ZM93 77V78H92ZM112 77V78H111ZM154 77H156V79L154 78ZM56 78V79H55ZM64 78V79H63ZM123 78V79H122ZM29 78H27V80H28ZM29 79V80H30ZM60 79V80H59ZM62 79V80H61ZM89 79V80H88ZM98 79H100V82H98L99 80ZM120 79V80H119ZM131 79V80H130ZM218 79V78H217ZM87 80L90 82V83H86V86H84L83 87V85H84V81H86L87 82ZM91 80H92V82L94 83H91ZM101 80H103V82L101 81ZM153 80H154V82H153ZM182 80V81H181ZM56 81V82H55ZM76 81V82H75ZM80 81V82H79ZM82 81V82H81ZM98 82V83H100V84H98L97 83V85H100V86H98L97 88H102V90L104 91H101L100 90V92H99V89H97V88H95L96 87V83L95 82ZM17 82V83H16ZM61 82V83H60ZM63 82H64V84H63ZM68 84V85H70V86H68L66 83ZM71 82H73V83H71ZM110 82H112V83H110ZM120 82H122V83H120ZM119 83V84H118ZM130 83V84H129ZM148 83V84H147ZM150 83V84H149ZM182 83V84H181ZM28 84H30V83H28ZM62 85V86H59V85ZM78 84V85H77ZM82 85V88H81V85ZM90 84H92V85H90ZM118 84V85H117ZM186 84V85H185ZM191 84V85H190ZM9 85H8V87H9ZM18 85V86H17ZM103 85V86H102ZM108 85V88L106 87ZM145 85V86H144ZM147 85V86H146ZM29 86V85H28ZM72 86V87H71ZM79 86V87H78ZM92 88H91V87ZM118 86V87H117ZM128 86V87H127ZM152 86V85H151ZM182 86V87H181ZM9 87V88H10ZM18 87V88H17ZM36 87V88H35ZM65 87H68V88H65ZM88 88V89H86V88ZM104 87V88H103ZM155 87H153V88H155ZM185 87V88H184ZM73 88V89H72ZM85 89V90H88V93L84 90H82L81 91V89ZM94 88L95 89H97V91H95L96 92V94L99 92L100 94H95V92L93 93V91H94ZM112 88V87H111ZM188 90H187V89ZM13 89V90H12ZM35 89V90H34ZM51 89V90H50ZM66 91H65V90ZM74 89H76V90H74ZM156 90H157V88H155ZM154 89V90H155ZM17 90H18V92H17ZM43 90V89H42ZM62 90V91H61ZM89 90H90V92H89ZM93 90V91H92ZM108 90V91H107ZM72 91H76L75 92V94H73L74 92H72ZM77 91H78V93L79 94H81V95H79V94H77ZM107 91V92H106ZM113 91V90H112ZM112 91H110V93H112L111 94V96H113V92ZM167 91V92H166ZM189 91V92H188ZM13 92V93H12ZM23 92V93H22ZM41 92V93H40ZM84 92H85V94H86V96H85V94H84ZM92 92V93H91ZM101 92H103L102 94H101ZM188 92V93H187ZM17 95H16V94ZM28 93H29V96H27V99H32V101H33V97H35V101H38V103H36L35 101V103L37 104H35L36 105V110H38V111H35L36 112V114H35V112H31L30 110H29V108L26 106V103H25V101H26V99H24V98H26L25 96H26V94L28 95ZM38 93V94H37ZM191 93H192V95H191ZM219 93L220 92H218L217 94H215V97H217L218 95H219ZM42 96H41V95ZM84 94V98H82L83 99V101L81 100V102L82 103H80V96H82ZM90 94V96H92V95H94L95 96V100H93V98H89V101H88V96L87 95H89ZM92 94V95H91ZM155 94V95H156ZM167 94V95H166ZM190 94V95H189ZM16 95V96H15ZM37 95V96H36ZM48 95H50V96H48ZM73 95V96H72ZM77 95V96H76ZM135 97H133V96ZM136 95V96H135ZM162 95H164V97L162 96ZM166 95V96H165ZM185 95H186V97L188 96H190L191 98H193L192 96H194L195 98H197L198 99V101H197V99H195V101L197 102V103H199V105L197 106V103H196V105L194 104V102L192 101V100H194V98L193 99H191L190 97V101L192 102V103H190V101L187 99L186 100V97H185ZM41 96V97H40ZM55 96V97H54ZM76 96V97H75ZM103 96H105V99H104V97ZM111 96H110V98H111ZM131 96V97H130ZM163 98H162V97ZM199 96V97H198ZM203 96V97H202ZM38 97V98H37ZM44 98V100L46 99V102L47 103H44V102H39V101H41V99H43ZM79 97V98H78ZM98 97V98H97ZM48 98H50V99H48ZM75 98V99H74ZM76 98H78V99H76ZM87 98V101L85 100ZM108 98V99H107ZM202 98H203V100H202ZM40 99V100H39ZM48 99V100H47ZM113 99V98H112ZM25 100V101H24ZM72 100L73 101H75V104H76V102L78 103V104H80V105H84L83 104V102H89L88 104H86L87 106H86V108H85V105L83 106V108L81 107H78L79 105H75V107H71V105H74L73 103L74 102H72ZM92 100H93V103H92ZM125 100V101H124ZM172 100H174L173 102H171ZM22 101V102H21ZM128 101V102H127ZM206 102L207 104H205V103H202V104H204V105H201V102ZM27 102V101H26ZM125 102H127V103H125ZM11 103V104H10ZM14 105H13V104ZM20 103H23V105L22 104H20ZM24 103H25V105H24ZM91 103V104H90ZM111 103V104H110ZM176 103H178V104H176ZM20 104V105H19ZM70 104V105H69ZM92 104H94V105H92ZM212 104V105H211ZM21 105H22V107H21ZM42 105H46V106H42ZM52 105V106H51ZM89 105H90V107H89ZM200 105H201V107H200ZM208 105V106H207ZM21 108H20V107ZM41 106V107H40ZM93 106V107H92ZM113 106V107H112ZM199 107L200 108V110H198L197 109V107ZM205 107V109H207V110H205L203 107ZM13 107V108H12ZM44 107V108H43ZM46 107V108H45ZM54 107V108H53ZM55 107H57V108H55ZM68 107H71V108H69V109H74V108H76L77 107V112H78V110L80 111V112H82L81 110H84L83 111V114H82V116H78L79 115V113L78 114H76V112L74 111V110H70L71 112H73L72 114H69L70 113V111L69 110H67L68 109ZM9 108H10V110H9ZM25 108V109H24ZM39 108V109H38ZM50 108V111L51 112H49L48 111V109ZM94 108H96V110L94 109ZM150 108V109H149ZM201 108H202V110H201ZM42 109V110H41ZM87 110V112H85L86 110ZM194 109H197L196 111L194 110ZM20 110V111H19ZM23 110V111H22ZM27 110V111H26ZM44 110V111H43ZM60 110V111H59ZM67 110V111H66ZM89 110H90V112H89ZM153 110V111H152ZM258 109H256V111H257ZM12 111V112H11ZM24 111L26 112V113H24ZM34 111V110H33ZM50 113V114H48V112ZM62 111V112H61ZM92 111H94V112H92ZM152 111V112H151ZM197 111H198V115H197ZM201 111V112H200ZM205 111H207L208 112V114H207V112H205ZM22 112V113H21ZM28 112V113H27ZM41 112V113H40ZM67 112H68V115H67ZM75 112V113H74ZM96 112V113H95ZM204 112V113H203ZM261 113H259L258 111H257V113H256V115H258V116H256L255 114H254V118L252 119V118H249L248 120H247V118L244 120L243 118H241L240 116H238V114H233V115H231V122H233L234 123V126H236L237 128H235L236 129V131L235 132H239V133H237V135L235 134H233L234 136H232L233 137V139L235 140V138H236V140L234 141H232V142H240V143H238V144H234L233 146L236 148V150L235 149H231L230 148V151H227V153H230L229 155L226 153V159H225V163H224V165H225V167L228 169L229 168V173H231L230 175L232 176V171H233V177L235 176L236 177V175H238L239 177H241L240 176V174L242 175V173H245V172H248V173H245L246 174V176H248L249 175V169H251L250 167H252V169H251V171H250V173L252 172L253 173V170H255V169H257V170H255V173H258V170L259 169H261L260 171L262 172V169H263V173H264V163H262V160H264V124H262L261 125V122H260V126H258V121H256L257 120V117H260L261 115L260 114H262V111H260ZM10 113V114H9ZM62 113V114H61ZM66 113V114H65ZM90 113V114H89ZM92 113H94V115H92L93 117H95L94 119L93 118H91V119H89V116H91V114ZM259 113V114H258ZM264 113V112H263ZM13 114V115H12ZM28 114V115H27ZM29 114H30V116H31V118H30V116H29ZM40 114V115H39ZM47 114H48V118H47ZM54 114V115H53ZM81 114V113H80ZM88 114H89V116H88ZM152 114V115H151ZM194 114V115H193ZM202 116V119L200 118V115ZM207 114V115H206ZM10 115V116H9ZM12 115V116H11ZM26 117H25V116ZM45 115V116H44ZM55 115H57V116H55ZM59 115V116H58ZM65 115L67 116V117H69V115H72V116H70L72 119H70V117L69 118H65ZM86 115L88 116V118L86 117ZM177 115H179V116H177ZM206 115V116H205ZM263 115V114H262ZM38 116V118H37V120H35L36 119V117ZM39 116H40V118H39ZM44 116V117H43ZM54 116V117H53ZM62 116V117H61ZM151 116V117H150ZM228 116V115H227ZM264 116V115H263ZM18 117V118H17ZM23 117V118H22ZM46 117V118H45ZM50 117V118H49ZM52 117V118H51ZM56 117V118H55ZM57 117H59L58 119L59 120H56L55 121V119H57ZM79 117V118H78ZM86 117V118H85ZM112 117V118H111ZM148 117V116H147ZM177 117V118H176ZM16 118V119H15ZM22 118V119H21ZM28 118H30V119H28ZM82 118V119H81ZM84 118V119H83ZM208 118V119H207ZM234 118V119H233ZM13 119V120H12ZM22 121H21V120ZM33 119H34V121H33ZM47 119V120H46ZM70 119V120H69ZM85 119L87 120V122L85 121ZM93 119V120H92ZM237 121H236V120ZM241 121H240V120ZM20 120V121H19ZM24 120V121H23ZM233 120H235V121H233ZM28 123H27V122ZM56 123H55V122ZM62 121V120H61ZM85 121V122H84ZM111 121V122H110ZM203 121V122H202ZM17 122H19V124L20 125H18V123ZM21 122V123H20ZM23 122V123H22ZM24 122H26V123H24ZM32 122H34V124H32L31 125V123ZM51 122V123H50ZM64 122H66V121H64ZM64 122H62V123H64ZM80 122H82V124L80 123ZM84 122V123H83ZM92 122V123H91ZM262 122H263V120H262ZM46 123H48V124H46ZM68 123V122H67ZM67 123H66V125H67ZM70 123H69V125H70ZM72 123H73V125H72ZM79 123V124H78ZM111 123V124H110ZM229 124H230V122H228ZM233 123H231L232 125H233ZM17 124V125H16ZM22 124V125H21ZM24 124H26V126H24ZM45 124V125H44ZM56 124V125H55ZM81 124V125H80ZM91 124H95V125H91ZM202 124V125H201ZM230 124V125H231ZM27 125L29 126H33L34 125V127L36 128H34V129H31L30 131H28V132H30V134H32V132H33V130L36 132H33L34 133V135L33 136H30L29 134H28V132H27V134L26 133H24V130L23 129H21L22 127L24 128V129H27V128H29V127H27ZM49 125V126H48ZM51 125H52V127H51ZM53 125H55V126H53ZM150 125H151V128H149L150 127ZM196 125V126H195ZM205 125V124H204ZM207 125H209V124H207ZM42 126V125H41ZM73 126H75V127H73ZM76 126H78V127H76ZM93 126H94V128H93ZM96 126V127H95ZM198 126H200V127H198ZM215 126V125H214ZM238 126H239V128H238ZM63 127H66L65 125H63L61 128H63ZM81 127V128H80ZM154 127V128H153ZM198 127V128H197ZM231 127V126H230ZM230 127H226V128H228L229 130H231L230 129ZM260 127V128H259ZM12 128H13V131H12ZM31 128H33V127H31ZM47 128H49V129H47ZM60 128V130H62ZM78 128V129H77ZM83 128V129H82ZM94 129V130H91V129ZM197 128V129H196ZM201 128V129H202ZM225 127H223L222 129V131H220L219 132V130H221V129H219L218 130V132H219V135L220 134H222L221 135V137L223 138L224 136L226 137H224L223 138V140H222V138H221V140L223 141V143H224V141L227 139V141L228 142H230V140H232L231 138V136H226L228 133H230V132H226V135L224 134L225 133V131L227 130ZM232 128H234V127H232ZM53 129V128H52ZM77 129V130H76ZM154 129H155V131H154ZM215 129V128H214ZM224 129H225V131H224ZM238 129V130H237ZM17 130V131H18ZM27 130H29V129H27ZM54 130V132H56V131H58L59 129H53ZM74 130L75 131H82L81 132V134L79 135L80 136V138L82 139V137L85 135V138L83 139V142H84V144H83V142H82V140L81 139H79V138H76V140L78 141V140H81L80 142L81 143H79V141H78V146L77 145H75L74 143H72L73 144V146L74 147H76L75 149H73L74 147L72 146V144L70 143V141H72V139L74 140L75 139V134L77 133H75L74 132ZM109 130V131H108ZM229 130H227V131H229ZM248 130V131H247ZM26 131V130H25ZM45 131V132H44ZM145 131V132H146ZM150 131H153V132H150ZM214 131H216V129L214 130ZM224 131V132H223ZM233 131V133H235ZM245 131H247L246 133H245ZM250 131H252L254 134L255 133H258V134H256V135H254V137L255 136H257V138L255 139L254 137H251V138H253V140L251 139V138H248V136L250 137V134L252 133V132H250ZM257 131V132H256ZM158 132V133H157ZM222 132V133H221ZM96 133H98V134H96ZM99 133H101L100 134V137H103V138H105V140L104 139H101L100 137H99ZM154 133V134H153ZM176 134V136H175V134ZM208 133V134H207ZM250 133V134H249ZM55 134V133H54ZM96 134V137H97V141L99 140L100 142H97V141H95L96 139V137L94 136ZM172 134H173V136H172ZM243 134H246L245 135V137H243L244 135ZM12 135V134H11ZM10 135V136H11ZM26 135V136H25ZM142 135H144V134H142ZM158 135V136H157ZM185 135H186V137H185ZM240 135V136H239ZM28 136V137H27ZM78 135H76V137H77ZM93 136H94V138H93ZM149 136H150V138H149ZM152 136V137H151ZM175 136V137H174ZM179 137V143H180V145L179 144H177V145H179V147H180V150L179 151H181L182 153H180V152H177V150L176 151H173V150H175V149H178L177 148V146H176V148H174L175 146L173 145V142H174V140H175V138L176 137ZM236 136V137H235ZM242 136V137H241ZM253 136V135H252ZM34 137V138H33ZM35 137H36V140H35ZM98 137H99V139H98ZM181 137V138H180ZM230 138V140L228 139V138ZM235 137V138H234ZM19 138V139H18ZM24 138H27L28 140H26V139H24ZM29 138H33V140L35 141V143H32V141H31V139L29 140ZM149 138V139H148ZM156 138V139H157ZM183 138V139H182ZM239 138H240V140H239ZM242 138V139H241ZM244 138V139H243ZM26 140V142L25 141H21V140ZM142 139L140 140V141H142ZM168 139V140H167ZM173 139V140H172ZM185 139V140H184ZM246 139V140H245ZM63 140V139H62ZM61 140V141H62ZM159 140H162V142L161 141H159ZM163 140H165L166 141V143H168L169 145H170V143H172V148L170 147V149H168V150H171L172 149V151H170V152H172V153H168V152H165V154H164V152L162 151V150H160V148L158 147V146H160V144L161 143H163ZM170 140H172L171 142H170ZM177 140H178V138L175 140L176 141V143H177ZM184 141L183 142V144L180 142V141ZM239 140V141H238ZM242 140H245L244 142L242 141ZM95 141V142H94ZM151 141V140H150ZM165 141H164V144H166L165 143ZM32 144H31V143ZM72 142H74V141H72ZM104 142V143H103ZM157 142V143H156ZM158 142H161V143H158ZM170 142V143H169ZM62 143V142H61ZM70 143V144H69ZM75 143H76V141H75ZM103 143V144H102ZM139 143L140 142H138L137 144L139 145ZM142 143V142H141ZM221 144L222 145V147L224 146L225 147V145L227 144V142L225 141V143L224 144ZM31 146H33V148H29V146L30 145ZM70 146H69V145ZM87 144V145H86ZM93 144V145H94ZM136 144V145H137ZM175 144V143H174ZM29 145V146H28ZM86 145V146H85ZM89 145H88V149L89 150H92V145L89 147ZM150 145V146H149ZM163 145V144H162ZM160 146V147H163V146ZM169 145H165V149L169 146ZM176 145V144H175ZM181 145H183L182 147H181ZM188 145V146H187ZM227 145H229V144H227ZM226 145V146H227ZM80 146V147H79ZM84 146V147H83ZM139 146H142V144H140ZM138 146V147H139ZM156 146V147H155ZM185 146V147H184ZM190 146V147H189ZM197 146V147H196ZM230 146H232V144L230 145ZM233 146H232V148H233ZM18 147H20V146H18ZM72 148V150L70 151V148ZM96 147V148H97ZM101 147V148H102ZM229 147V146H228ZM25 148V149H24ZM38 148V147H37ZM69 148V149H68ZM100 148V147H99ZM134 148V147H133ZM159 148V149H158ZM169 148V147H168ZM187 148H190V149H192L191 151H190V149L187 151L186 149ZM194 148V149H193ZM210 148V149H209ZM242 148V149H241ZM16 149H17V147H16ZM69 151H68V150ZM77 149V150H76ZM87 149V150H88ZM103 149V151L102 152H100V151H98V150H96V149H94V150H96V151H98L99 152V154H97V156L95 155V153H96V151L94 152V155H92V156H94V162H93V165H92V168L93 169H95L96 167H98V164L100 163V162H98V164L96 163L97 161H102V156L104 155V148H102ZM135 149V150H134ZM133 150L134 151H138V150H140L141 149V147H140V149L138 148L137 149V146H136V148H134ZM158 151H157V150ZM162 149V148H161ZM182 149V150H181ZM184 149V150H183ZM202 149V148H201ZM218 149V148H217ZM216 149V150H217ZM225 149V148H224ZM15 150V149H14ZM65 150H66V152H67V154H69V152H71L69 155H67L66 157H64V155H66V152H65ZM86 150V149H85ZM84 150V151H85ZM86 150V151H87ZM88 150V151H89ZM100 150V149H99ZM133 150H131V153L133 154V156H136V155H134V152H133ZM142 150V149H141ZM138 151V156L139 155H142L144 152H142V151ZM161 152H160V151ZM163 150H164V148H163ZM167 150V149H166ZM165 150V151H166ZM215 150V151H216ZM228 150V149H227ZM232 150V151H231ZM85 151V152H86ZM87 151V152H88ZM93 151V150H92ZM156 151V152H155ZM194 151H196L194 154L196 155V153H199V154H197L196 156L194 155H191L192 154V152H194ZM214 150H213V153L215 152ZM245 151V152H244ZM64 153L65 152V154L63 155L62 153ZM89 152H91V151H89ZM97 152V153H98ZM139 152H140V154H139ZM152 152H154V153H152ZM163 152V153H162ZM175 152V153H174ZM185 153V155H184V153ZM188 152H189V154H188ZM208 152V151H207ZM207 152L206 151H204L203 153L205 154V158L204 157H201V159H203V160H200L201 162L203 161L204 162V164L205 165H203V167L205 166H207L206 167V170L204 169V168H202L201 170H203L204 169V173L206 174V175H208V176H206L205 174H203V176L205 177H207V178H205L206 180L208 179H211V180H209V183H208V180L205 182L204 181V183H206L205 185H204V183H203V176H202V178L201 177H199L198 176V179L200 178L201 180H199V182L197 181L196 183H197V185L200 183V181H202V183H203V185L201 186V184L202 183H200V186L202 187V188H206V190L205 189H202V191H201V193L198 191V193H196L195 191H197V190H201V187H199V189H198V186L196 185V187H193V188H195L194 190L195 191H192L193 190V188L191 189L190 188V192H189V196L190 195H194L195 193V195L193 196V197H195L196 195L198 196V198L197 199H200V200H198V203L199 202H201L202 204L204 203L205 204V206H204V204L203 205H201L200 204V206L198 205L197 207H199L200 208V210H198L197 209V207L195 208V205L196 204H193V200H191V199H194L192 196H190V197H192V198H190V197H187V196H185V194L187 193V191H186V193H185V191L182 189V190H180L181 191V193H182V191L184 192V193H182V195H180L181 196V199H180V196H178L179 194H181V193H178V195H177V192H175V191H173V192H170V194H168L169 196H168V198H170V200L169 199H167V200H165L164 202H162L161 201V196H159L158 198H156L157 196H156V194H158V193H156V194H154V196H156L155 198V200H158L159 198V200H158V203H157V201L155 202L156 203V207L153 205L152 206V204L151 205H149V203H151L150 201H148V199H147V201L146 202H149V203H146V202H144L143 203V201H144V199H143V192H142V195H140L139 197H141L142 196V199H143V201H138L137 199H141V198H138V196L137 197H135L134 195V193H136V194H138V193H141V191H139L140 189H142V191H144L143 190V188L142 187H140V188H138L139 187V180L136 178L135 179V181H134V177H131V179L134 181H132L131 183L130 182H128V180H130L129 178H125V179H127V181H125V179L124 180H117L116 179V181H115V183H114V187H113V195L116 193V192H118L117 194H115V195H117V196H119V198L117 197V199H118V204H117V199L115 198V197H113V200L112 201H114V203H112V205H113V207H111V209L113 208V209H115L116 207H114V206H116V204H117V206L119 207V205H121L122 204V206H125V207H127V208H124V209H127V212L130 214V212H131V214H130V216H132V217H130V216H128V218H132L131 219V221L128 219L127 220V218L125 217V216H127V212L125 213L124 212V210H122V207L120 206L119 207V209H118V207L115 209V211H116V214H114L115 215V218H114V216L112 215V214H109V215H112V219L114 218V219H116L115 221L116 222H114L112 219H111V216H110V218L109 219H111V220H109V219H106V221H107V223H109V221H110V225H113L112 223H115V224H117V225H119V226H121L120 227V229H119V226H117L116 225V228H118V229H113V231H115V232H112V231H110L109 229V226L107 227V229L110 231V232H112V233H114V234H112V235H110L111 233L110 232H108V233H110L109 235L110 236H113L114 235V239H116L115 241L113 240V238L112 239H110V241H109V236H106L105 235V233H104V230H103V228L102 229H100L101 230V232H99L100 230L98 229V226H99V224H100V222L99 221H97V223H96V221H95V224L96 225H98V226H96V225H94V227H95V229H93L94 230V232H95V238H94V236H93V238L94 239H97V243L99 244V248H100V244H101V249H103L104 250V255H106L107 257H108V259H107V261H106V256H102V262H101V264H112V262H114L113 264H121V262H122V264H126L127 263V260L126 259H128V256L129 257H132V254H134L133 253V250L134 251H136L137 250V252H139L140 250H139V248H138V244L140 245V249H141V251H142V249L143 248H141L142 247V245H143V247H145V246H147L148 247V245H145L144 243V240H148L149 239V246H150V248H152L153 247V245H152V247H151V242H150V239L152 238V239H154L153 238V235H152V237L151 238H147L146 239V236H149V235H151V234H153L152 233V231L153 232H155V230H152V229H156L157 230V228H160L159 229V232H158V230H157V232L160 234H158L157 235V232L154 234V236H156V237H162L161 235H163V237L161 238V239H158L159 241V246L160 247H156V248H159V251L157 250L156 251V248L154 249L156 252H159V254L158 253H156V256H155V254H154V252H151L152 250L151 249H149V247L147 248L150 252H148L146 249V251H147V254L148 253H151V254H154V255H150L151 257H152V261L155 263V264H157V262H158V264H160L159 262H160V260H161V263L162 264H166V260L168 261L169 260V258H173L174 256L175 257H177V258H174L173 260H171L170 259V261H168V263L167 264H169V263H171V264H179L178 263V259H180V257H181V259L185 256H188L187 254H189V252L191 253V254H193V251H194V254L193 255H196V253L197 254H199L198 256H200V253H199V249L201 250H204L205 251V249H204V247H202V245H205V243L207 242L206 240H207V235L205 236L206 237V242L203 244L202 243V245H201V243L199 244V245H201L200 246V248L198 249V244H196L195 245V247L197 248H193L192 246H191V248H193V249H189V247H190V242H192L193 240H194V242H204V240L203 241H200V240H197V239H199V235H202V234H199L198 235V238L196 239L195 237H196V235L197 234H195V233H197V232H199L200 230V226L202 227L201 228V231L200 232H204V233H206V234H208V235H210V238L209 239H212L213 240V238H214V240H215V238L217 239H219V237H218V234H217V232H216V234H217V237H215L216 235L215 234H213V233H215V230L216 229H218V230H216V231H219V234H220V230H219V228H221V227H224L225 226V222L226 221H224V219H223V217L221 218V214L219 213L220 211H219V209H218V211H216L217 210V208H218V206H216L217 208H214V207H211L212 205H214L213 204V202L211 201V198L214 196V198H216L217 196H216V194L214 195V192L216 193H218V195H220V192H221V195H223V193H222V191H223V189H221V187L223 186H221L220 188L218 187L219 185V180H221L223 177V175H222V169H221V167H220V165L218 164V162L217 161H215L216 160V157L214 156V154L211 156L210 154H207ZM225 152V151H224ZM232 152V153H231ZM55 153V154H54ZM56 153H57V155H56ZM58 153H60L59 155H58ZM74 153V154H73ZM160 153H162V154H160ZM191 153V154H190ZM208 153H210V152H208ZM253 153H254V155H255V157H260L259 159H257L256 161H255V159L252 157L251 158V156H254L253 155ZM72 154V155H71ZM131 154V155H132ZM136 154V153H135ZM168 154V155H167ZM183 154V155H182ZM188 154V155H187ZM211 154H212V152H211ZM224 154V153H223ZM79 155V154H78ZM90 155V154H89ZM154 155V157L153 158H151L152 156ZM166 155V156H165ZM169 155H171V156H169ZM175 157H174V156ZM245 155V156H244ZM247 155V156H246ZM250 155V156H249ZM59 158H58V157ZM69 156H72V158L70 157L69 158ZM74 156V157H73ZM100 156H101V159L99 160V158H100ZM132 156V157H133ZM160 156H164V157H160ZM182 156V158L180 159V157ZM194 157V159H193V157ZM39 157H40V155H39ZM178 157V158H177ZM186 157V158H185ZM188 157H189V159H188ZM199 157V158H198ZM214 157H215V160H214ZM240 157V160L238 161V158ZM244 157H247V158H244ZM250 157V158H249ZM257 157V158H258ZM45 158V157H44ZM76 158V162H82V164H81V169L80 168H77L78 167V165H77V167L75 168V166L74 165H72L73 166V168L74 169H71V170H73V171H68L67 170V168L68 169H70L71 167V164H76L75 162H73L74 161V159ZM241 158H242V160H241ZM261 158H263V159H261ZM47 160H45V162H44V160L42 159L41 160V158H40V162L39 163H32V164H34V165H32V164H29V166H33L32 168H28L29 170V172H30V174L32 175V176H35V174L37 173V172H39L40 174V176L41 177H43V171L48 167V165L50 164V159H48V158H46ZM71 159L73 160V161H71ZM80 159V160H81ZM152 159V160H151ZM185 159H186V161L188 160H190L189 162L190 163H186L185 162ZM37 160V159H36ZM95 160H97V161H95ZM179 160V161H178ZM181 160V161H180ZM244 160H247V161H244ZM42 161H43V164H47V165H45V169H44V167H43V164H42ZM60 161V163L58 164V162ZM61 161L63 162V164L61 163ZM187 161V162H188ZM242 161H244V164H241L240 162H242ZM253 161V162H252ZM255 161V162H254ZM259 161H261V162H259ZM73 162V163H72ZM181 162V163H180ZM185 162V163H184ZM193 162V161H192ZM203 162H202V164H203ZM260 164H259V163ZM264 162V161H263ZM56 163L59 165V166H56ZM66 163V164H65ZM180 163V164H179ZM208 163H209V165H208ZM256 165H255V164ZM79 164V163H78ZM79 164V165H80ZM97 164V165H96ZM150 164V165H149ZM179 164V165H178ZM252 164L253 165H255V166H252ZM262 164H263V166H262ZM62 165H63V167H65L66 169H64L65 171V175H63V177H65L66 175H68V176H66L65 178H66V180H65V178H63L62 177V174H64L63 173V169H62ZM66 165H68L67 167H66ZM95 165V166H94ZM258 165V166H257ZM182 168H181V167ZM250 166V167H249ZM57 167V168H56ZM59 167H60V169H59ZM186 167V168H185ZM256 167V168H255ZM259 167V168H258ZM262 167V168H261ZM159 170H158V169ZM162 168H164V169H162ZM254 168V169H253ZM80 169V170H79ZM160 169H161V171H160ZM166 169V170H165ZM168 169V170H167ZM173 169H176V170H174L173 172H172V170ZM183 169V170H182ZM185 169V170H184ZM190 169V171H192L191 170V168H189ZM220 169H221V171H220ZM75 170V171H74ZM84 170H86V172L84 171ZM88 170V171H87ZM153 170H155V172L153 171ZM158 170V171H157ZM164 170H165V173H163L164 172ZM178 170H180V171H178ZM84 171V172H83ZM154 173H153V172ZM166 171H167V173H166ZM169 171V172H168ZM178 171V172H177ZM196 171V170H195ZM231 171V172H230ZM257 171V172H256ZM259 171V173H261ZM35 172V173H34ZM42 172V173H41ZM55 172H57V171H55ZM78 172H80V173H78ZM95 172H97V171H95ZM152 172V173H151ZM161 172V173H160ZM174 172H175V174H174ZM201 172H203V171H201ZM169 173V174H168ZM173 173V174H172ZM178 173V174H177ZM179 173H181V174H179ZM251 173V174H252ZM80 174V175H79ZM95 174V173H94ZM154 174V175H153ZM183 174V175H182ZM201 173H200V176L202 175ZM236 174V175H235ZM254 174V173H253ZM84 175V176H83ZM91 175H92V177H94V178H92L91 177ZM125 175H128V173H126V174H124V176ZM174 175H176V177L174 176ZM255 175V174H254ZM61 176V177H60ZM73 176V177H74ZM144 176V177H145ZM250 176V175H249ZM248 176V178L250 179L251 177H253V176H251V177H249ZM256 176V175H255ZM77 177H78V179H77ZM167 177H169V178H167ZM192 177V176H191ZM222 177V178H221ZM234 177V179H237V180H241L242 178L244 179V178H246V177H244L243 175H242V177H241V179H238V178H235ZM62 178V179H61ZM88 178V180H86ZM146 178V177H145ZM213 178H221V179H218V181H216L217 183V185L216 184H213V183H215V182H213ZM204 179V180H205ZM216 179V180H217ZM29 178H27V175L25 176V178L23 179V183L25 184H23V186H25V187H27V186H29L30 184H32V180H30ZM81 182H80V181ZM136 180H137V182H138V184L139 185H135V187L134 188H138V189H133V187H132V185H134L135 183L137 184V182H136ZM147 180V179H146ZM196 180H197V177H196ZM27 181L30 183H27ZM71 181V180H70ZM87 181V182H86ZM122 181H125V182H123L122 183ZM175 181H177V182H175ZM215 181V180H214ZM64 182V183H65ZM119 182H121L120 183V185L122 186H120L119 185ZM147 183H149L150 181L148 180V181H146ZM163 182H164V180H163ZM168 183L167 184H169V181H167ZM221 183L220 184H222V180L220 181ZM81 185H80V184ZM124 183H126V184H124ZM128 183H130V184H128ZM134 183V184H133ZM152 183V182H151ZM165 183V182H164ZM193 184V185H190L189 186V184ZM210 184L211 183V185H212V188L210 187V185H208V184ZM27 184V185H26ZM29 184V185H28ZM118 184V185H117ZM123 184H124V186H123ZM127 184H128V186L130 187V188H132V190H134V191H139V192H134V191H131V192H129V193H131L134 197H131V195L130 194H128L129 196H130V198H128V195H127V193H128V191H129V187H127ZM132 184V185H131ZM171 184V183H170ZM171 184V185H172ZM178 186H177V185ZM78 185H79V187H78ZM82 185H84V187L82 186ZM206 185H207V187H206ZM216 185V186H215ZM75 186V187H74ZM82 186V187H81ZM115 186H119L118 187V189H120V190H116V188L117 187H115ZM141 186V185H140ZM168 186V185H167ZM167 186L164 188V190L166 191V189H167ZM177 186V187H176ZM179 186H181V187H179ZM195 186V185H194ZM205 186V187H204ZM87 187V188H86ZM210 187V189H208ZM77 188H78V191H77ZM82 188H84L83 190H82ZM115 188V189H114ZM126 188H128V189H126ZM174 188V189H173ZM196 188H197V190H196ZM176 189H178V190H176ZM214 191H213V190ZM81 190V191H80ZM114 190H116V191H114ZM167 190H169V188L167 189ZM171 190V191H172ZM186 190V189H185ZM208 190V191H207ZM213 192H212V191ZM220 190V192H218V191ZM222 190V191H221ZM21 191L23 192V193H27V192H30L31 190H22L21 189ZM83 191V193H85ZM120 191V192H119ZM179 191V192H180ZM205 191H207V193L208 194H210L209 196L207 195V193L205 192ZM210 191L213 193V195H211L212 193H210ZM167 193H169L168 191H166ZM175 192V193H174ZM193 192H194V194H193ZM205 192V193H204ZM146 193V192H145ZM174 194V196L172 197V196H170L171 194ZM204 193V194H203ZM78 194V193H77ZM120 194L122 195L121 197H120ZM184 194V195H183ZM200 194V195H199ZM126 195H127V198H126ZM139 195V194H138ZM145 195V194H144ZM25 196V195H24ZM154 196H153V199H154ZM176 196V197H175ZM179 197V199H177L178 197ZM187 197V201L184 199L185 197ZM196 196V197H197ZM200 196V197H199ZM205 198H204V197ZM210 198H208V197ZM216 196V197H215ZM122 197H125V198H122ZM184 197V198H183ZM202 197V198H201ZM22 198H24V197H22ZM121 198V203H120V201H119V199ZM172 198V199H171ZM173 198H176V199H173ZM190 198V200L189 201H192V205H194V206H192L193 208H195L194 210H197L196 212L198 213V215L195 213V211H194V213L192 212V210L193 209H191V206H189L188 204H186V206H185V209H187V208H190V210L188 209V210H186L187 212L189 211L190 213H191V216L193 217V216H197V221H196V219H195V217H194V219H193V221L195 220L196 222H194V224H193V222L191 221V223L193 224H191L192 226H196V228H197V226L199 225V228L196 230L195 229V227H194V231L195 232H193L194 234L193 235H195V237H193L192 239H190V235H187L188 237H189V239H187L186 237H185V235L188 233V234H191L192 233V231H193V227H192V230H191V232H190V230H188L191 226H189V225H187V226H189V227H187L188 229H186V228H184V227H186V225H185V223L184 222H188L190 219H188V221H187V214H186V212H185V209H183L184 211V213L185 214H183V212H182V214H180L181 213V211L179 212V211H177V212H179V214L180 215H182L183 217H180V218H182L183 220H184V218L186 219V221H183V220H181L180 218H179V220H178V222L180 223V224H177V223H175L177 226H174L175 224H173L172 225V223H173V221L175 220V218L174 217H176V216H172L171 215V217L172 218H174V220L172 221V223L169 221V222H167V224L165 225L164 224V222H166L164 219H166L167 218V215H168V213H169V208L171 207L170 205L172 204V207H171V209L173 208L174 209V204L175 203H177L178 201H176V200H180V202L183 204H180V202H178L179 203V207H182V206H184V204L185 203H183L184 201L183 200H185V202H189L188 201V199ZM206 198H208V200L206 199ZM217 198H219V196L217 197ZM115 199H116V202H115ZM196 198H195V200H197ZM128 200V201H127ZM138 202H136V201ZM146 200V199H145ZM126 201V203L124 204V202ZM159 201L160 202H162V204L161 203H159ZM167 201V202H166ZM168 201H170V202H168ZM171 201H173V202H171ZM176 201V202H175ZM203 201H205V202H203ZM128 202H131V203H128ZM136 202V203H135ZM139 202L142 204L143 203V212L141 211V214L139 215L138 214V212H140L139 210L141 209L142 210V208H140V204H139ZM166 202V203H165ZM197 202V201H196ZM209 202H211V203H209ZM134 203V204H133ZM169 203H170V205H169ZM128 206H127V205ZM133 204V205H132ZM137 204H139V206H137ZM146 204H148L150 207L152 206L153 207V209H156L155 210V216H157V210L159 209V211H160V213H161V215H159L157 218L159 219V223H163V224H159L158 225V223H157V221L155 220V219H153V217L154 216H152L151 218L154 220V221H156V222H154V223H152L151 221L152 220H150L149 218V216H151V212H152V215H154V210L152 211L151 209L152 208H150V207H148V205H146ZM157 204H158V206L160 205L161 206V208H160V206L158 207L157 206ZM163 204H164V207H163ZM189 204L191 205V202H189ZM144 205H145V207L147 206V208H150V209H146L145 207H144ZM207 205L210 207V208H207ZM167 206H169V210H167ZM188 206V207H187ZM202 206H203V208H202ZM131 207V208H130ZM178 207V208H179ZM140 208V209H139ZM113 209L109 212V213H112V211H113ZM133 209H135V211L136 212H133L134 210ZM139 209V210H138ZM181 209V210H182ZM213 209V210H212ZM216 209V210H215ZM254 209V208H253ZM98 210V209H97ZM119 210V211H118ZM131 210V211H130ZM145 210H146V212L147 211H149V210H151V212L149 213V216H148V214L145 212ZM176 210V209H175ZM216 211V213L218 212L219 213V215H220V218L219 217H215V218H213V216L214 215H216V213H215V211ZM256 210V211H255ZM99 211V210H98ZM98 211H95V213L96 212H98ZM118 211V212H117ZM124 212L125 213V216L123 215H121L120 214V212ZM126 211V210H125ZM158 211V212H159ZM167 213H166V212ZM206 213H205V212ZM254 211H255V214H254ZM254 211L252 212V210H251V217H253V218H251V219H255V220H251L250 222H249V224L247 225V227L249 226V228H247V229H244V231H242L243 229H241L240 231L237 229V228H235V230L237 231V232H235V230L234 231H232V232H235V234L236 233H239V234H242V232H244V235H240L239 237L241 238H243L242 239V241H241V239H240V241L238 240L237 241V239H239L238 238V236L236 237V238H232V236H231V238H229V239H231V241H233V240H236V242L235 241H233V242H235V244H233V246H231L230 247V249L232 250V251H235L236 249H234V248H238V250H239V252L240 251H243L242 253L244 254H241V252H240V254L242 255V259L241 258H238L236 255L239 253H237V251L238 250H236V254L234 255V256H231V260L233 261V260H237V262L235 263V261H234V264H254V263H256V262H261V260L262 261H264L263 259H264V216L262 215V214H264V213H260V211H258L257 209H254ZM257 211L261 214V216L257 213ZM122 212V213H123ZM144 212H145V214H144ZM163 212H164V214H163ZM199 212H200V216H199ZM202 212V213H201ZM227 212H228V210H227ZM264 212V211H263ZM142 213L144 214V215H146L147 214V216H148V219L150 220V221H148L147 219V221H148V223H152V226H151V224L149 225V224H147L148 225V227H147V229H146V226L145 227H143L144 229H146L148 232H146V234L147 235H145V236H143V237H145V238H143L142 240H143V243H142V241L140 242V238H141V236L142 235H144V234H142L141 232H142V229L143 228H140V229H137L138 227H136V225L137 226H142L143 224H142V222H144V220L143 219H141V217L140 216H142ZM167 215H166V214ZM175 213H176V211L174 212V215H175ZM190 213H188V215L190 214ZM218 213H217V216H218ZM128 214V215H129ZM134 216H133V215ZM139 215V221L141 220V222H139L138 221V219H135L136 217L138 218V216L137 215ZM163 214V215H162ZM202 214H205V215H202ZM210 214H212L211 215V218H210ZM252 214H254L255 215V217H257V216H259V217H257V219L254 217V215L252 216ZM256 214H258V215H256ZM117 215V216H116ZM143 215V216H144ZM164 215H165V218H162V217H164ZM180 215H177V217L178 216H180ZM147 216H144L145 218H147ZM162 216V217H161ZM168 216H170V215H168ZM118 217V218H117ZM126 218L125 220L127 221H125V224H126V226H124L123 225V228H122V223H124L123 222V220H121L120 218ZM171 217H169V220H170V218ZM189 217V216H188ZM204 217L206 218V219H204ZM154 218H156V217H154ZM171 218V219H172ZM190 218V217H189ZM203 218V219H202ZM208 218H210L211 220H212V218L213 219H215V220H213L211 223H214V225H213V227H210L211 225H207V224H209L208 223ZM216 218H219V219H221V221L219 222V220L217 219L216 220ZM259 218V219H258ZM120 219V220H119ZM162 219V220H161ZM192 219V218H191ZM109 220V221H108ZM133 220L134 221H138V223L137 222H133ZM160 220H161V222H160ZM166 220H168V218L166 219ZM177 220V219H176ZM175 220V221H176ZM180 220L182 221V222H180ZM211 220H209V222L211 221ZM118 221V222H117ZM122 221V222H121ZM129 221V222H128ZM162 221H164V222H162ZM174 221V222H175ZM214 221H216V222H214ZM217 221L219 222V223H217ZM254 221V222H253ZM132 222V223H131ZM202 222V223H201ZM206 222H207V224H206ZM224 222V223H223ZM99 223V224H98ZM128 223H130V224H134V226L133 225H129ZM139 223H140V225H139ZM145 223V222H144ZM155 223H157V226H156V224ZM170 223V224H169ZM182 223H184V225H182ZM195 223H199V224H195ZM216 223H217V225H216ZM220 223H223V225L221 226V225H219ZM115 224H114V228H115ZM142 224V225H141ZM146 224V223H145ZM144 224V225H145ZM171 225V226H169V225ZM187 224V223H186ZM189 224V223H188ZM202 224V225H201ZM206 224V225H205ZM143 225V226H144ZM161 225H162V227H161ZM204 225V226H203ZM257 225V226H256ZM131 226V228H129ZM133 226V227H132ZM151 226V227H150ZM170 228H169V227ZM173 226V227H172ZM179 226V227H178ZM184 226V227H183ZM206 226H207V228H206ZM218 226V227H217ZM110 227H112V226H110ZM129 228V229H127V231H129L130 232V230H132L134 227V231L136 232V230H138L137 232H139V233H141L142 235H140V234H138L140 237H138L137 239L139 240H134V238H135V236L134 235H130V236H134V238L133 237H131V239H130V241H126L127 239L129 240V237L127 238V236L130 234L129 232L127 233V232H125L126 231V229L125 228ZM155 227V228H154ZM157 227V228H156ZM167 227V228H166ZM177 228L178 227V230H183L182 232L183 233H181V231H180V233H178V234H175L176 236H177V238H175L176 236H174L173 235V233H174V228ZM183 227V228H182ZM208 227H210V228H212V230H214V231H212L211 229H210V231L207 233V231L209 230V228ZM215 227H217L216 229H215ZM258 227V228H257ZM121 228L122 229H125L124 231H121ZM165 228L167 229V230H165ZM168 228L170 229V231H169V233H167V234H169V235H173L172 237L171 236H169V235H167L168 236V239H170V238H173V246H174V248L172 247L171 248V252L173 253V254H171V252L169 251V249L167 250V248L169 247V243L167 244V236L165 237V235H166V233H164V231H168ZM245 228V227H244ZM97 229L99 230L98 232H97ZM136 229V230H135ZM143 229V231H144V233H145V230ZM171 229H172V231H171ZM203 229V230H202ZM140 230V231H139ZM152 230V231H151ZM176 230V229H175ZM199 230V231H198ZM245 230H247L246 232H245ZM257 230V231H256ZM107 230L105 229V232H106ZM119 231L120 232H122V233H120V235H123V236H120L118 233H119ZM161 231V232H160ZM93 232V233H94ZM131 232H133V231H131ZM151 232V233H150ZM170 232H172V234L170 233ZM177 232V231H176ZM179 232V231H178ZM202 232V233H203ZM212 232V233H211ZM107 233V232H106ZM162 233H164V234H162ZM44 234H46L47 235V232L46 233H44ZM99 235V237H98V235ZM119 235V237L121 238V237H125V235H127L126 237H125V241L123 240V242L122 243H119V245H120V248H121V245L122 244H124V246H123V248L120 250V248H119V251H118V246L119 245H117L118 243L117 242H119V237H118V235ZM134 234H136V236H138L137 235V233H134ZM184 234V235H183ZM233 234V233H232ZM231 234V235H232ZM180 235H182L183 237H185L186 239L184 240V238L181 240V238H178V237H182V236H180ZM204 235V234H203ZM253 235V237L251 238V236ZM255 235V236H254ZM107 238H106V237ZM117 236V238H115ZM212 236H213V238H212ZM244 236V237H243ZM34 237L35 236H33V240L36 242V237H35V239H34ZM97 237V238H96ZM204 237V238H205ZM90 238H92V237H87L86 236V239H87V241H89L90 240ZM99 238V239H98ZM105 238H106V240H105ZM119 238V239H118ZM123 238H121V241H122V239ZM195 238V239H194ZM203 237H200V239H202ZM203 238V239H204ZM43 239L46 241V238L45 237H43ZM104 239V240H103ZM117 239H118V241H117ZM151 239V240H152ZM157 239V238H156ZM166 239V240H165ZM209 239H208V242L206 243V245L207 244H209V245H207V248L208 247H211L212 245H215V244H213V242H211V243H209ZM215 240V241H218L219 242V240ZM233 239V240H232ZM111 240H113L112 241V243H111ZM164 240L166 241V243H165V246H163L164 245ZM189 240H191V241H189ZM197 240V241H196ZM212 240H210V241H212ZM213 240V241H214ZM49 241V239L47 238V242ZM102 241V242H101ZM109 241V242H108ZM120 241V242H121ZM133 241V242H132ZM135 241V242H134ZM138 241V243L136 244V242ZM154 241V240H153ZM153 241H152V244H153ZM156 241V240H155ZM171 240H168V242H170ZM171 241V242H172ZM181 241H182V247L184 246V247H186V248H188V250L186 251V250H182V253H180L181 252V249H182V247L180 246L181 244H176V245H174V243H181ZM185 241L187 242V243H185ZM214 241V243H216ZM105 242H106V245H105ZM109 244H108V243ZM125 242H127V244L129 245H125L126 243ZM129 242V243H128ZM148 242V241H147ZM160 242H162L163 244H161L160 245ZM170 242V243H171ZM240 242L241 243V246L240 247H238V246H235V245H238V243ZM110 243H111V245H110ZM117 243V244H116ZM142 243V244H141ZM156 243H157V241L156 242H154V244H155V246H156ZM185 243V244H184ZM237 243V244H236ZM48 244H49V242H48ZM103 244H104V246H103ZM131 244L133 245L132 247H131ZM146 244H148V243H146ZM168 246H167V245ZM172 244V243H171ZM216 244H218V243H216ZM108 245H110V250H111V247H113V246H115V247H113L112 248V252L110 251V250H108L109 248V246ZM117 245V246H116ZM178 245H179V247L181 248L180 250H179V248H178ZM186 245H189V247L188 246H186ZM206 245H205V247H206ZM129 248H127V247ZM135 246V247H134ZM158 246V245H157ZM165 247V248H163V247ZM172 246V245H171ZM177 248H176V247ZM44 247L46 248V250H47V252L49 253V255H50V251H51V249L54 247V245H52L51 244V246H45L44 245ZM50 247V248H49ZM117 247V248H116ZM133 247H134V249H133ZM202 247V248H201ZM107 250H106V249ZM131 248V249H130ZM154 248V247H153ZM160 248H161V250H160ZM164 249V251H163V249ZM176 248V249H175ZM206 248V249H207ZM217 248H219V247H217ZM115 249H117V250H115ZM136 249V250H135ZM106 250V251H105ZM115 250V251H114ZM128 250L130 251V254H129V252H128ZM177 250H178V253H177ZM195 250L197 251L196 253H195ZM108 251H109V253H111V254H109L108 253ZM145 251V252H146ZM207 251V250H206ZM116 253L115 255H113V253ZM119 252V253H118ZM137 252H136V254H137ZM143 252V251H142ZM142 252H140L141 254H144V255H146V253H142ZM160 252H162V253H160ZM169 252V253H168ZM106 253V254H105ZM124 253V254H123ZM126 253H127V258H125L126 257ZM176 253V254H175ZM186 253V254H185ZM204 252H202L201 251V254H203ZM118 254L120 255V256H118ZM122 254V255H121ZM141 254H138L139 255V257H140V255ZM169 255V256H167V255ZM191 254H189V258H191ZM205 254H208L207 252H205L204 254H203V256H200L199 258H198V256L196 257V256H194V259L196 260V261H194V262H196V263H194V262H192V263H194V264H204V262L206 261V263L208 262L209 263V261H211V260H209V258H208V256L207 255H205ZM81 255H83V253H81ZM112 255H113V257L114 256H116V257H119V259L118 258H115L114 257V259H113V257H112ZM125 255V256H124ZM131 255V256H130ZM143 255V256H144ZM158 255V256H157ZM164 255H166V256H164ZM171 255V256H170ZM178 255V256H177ZM205 255V256H204ZM48 256V255H47ZM46 256V258L48 259L47 261H49V263H46V264H50V262H52V258L51 259H49V256L47 257ZM109 256H110V258H109ZM142 256V257H143ZM147 256V255H146ZM146 256H144V257H146ZM149 256V257H150ZM156 257V258H154V257ZM160 256H162V258L161 259H159L160 258ZM243 256H244V259H243ZM254 256H255V260H254ZM84 257H85V255H84ZM106 257V258H105ZM122 257V260L120 259ZM136 257H137V255H136ZM135 256L134 257H132V258H134L135 259V262H134V259L132 260V258H130V262H128L129 264H136L137 262V264H141V263H139V261H140V259H139V257H137L138 258V261L136 260L137 258H136ZM142 257H140V258H142ZM148 257V256H147ZM168 257V258H167ZM188 257H186L187 259L186 260H188L189 258ZM196 257V258H195ZM205 258V259H207V260H205V259H203V258ZM234 259H233V258ZM236 257V258H235ZM241 257V256H240ZM245 257H246V259H245ZM248 257H249V261H251V259H252V263H249V261H248ZM250 257H252L251 259H250ZM263 257V258H262ZM166 260H165V259ZM192 258H193V256H192ZM191 258V259H192ZM204 260V261H202V259ZM259 258V259H258ZM262 258V259H261ZM82 259H83V256H81V258H80V260H81V262L79 263V264H81L85 259H86V257L84 258V260L82 261ZM111 259V260H110ZM116 259H117V261H116ZM144 259V260H143ZM142 259V262L144 263V264H147L149 261L147 260V259H149V258H143ZM151 259V258H150ZM149 259V260H150ZM154 259V260H153ZM164 259V260H163ZM193 259V260H194ZM198 259H199V261L201 262V263H199V261H198ZM239 259H241V260H239ZM118 260H120L119 262H118ZM145 260L147 261V263H145ZM156 260H158V261H156ZM177 260V261H176ZM185 260V261H186ZM190 260V259H189ZM247 262H245V261ZM253 260L255 261V262H253ZM258 260V261H257ZM46 261V262H47ZM105 261V262H104ZM124 261H126V262H124ZM128 261H129V259H128ZM176 261V262H175ZM181 262H182V260H180ZM179 261V262H180ZM183 261H184V259H183ZM185 261H184V263H185ZM190 261H192V260H190ZM189 261V262H190ZM141 262V261H140ZM151 262V261H150ZM153 262H151V264H154ZM173 262H175V263H173ZM127 263V264H128ZM142 263V264H143ZM187 263H188V261H187ZM187 263H185V264H187ZM205 263V264H206ZM211 263H213V262H210V264ZM263 263V262H262ZM262 263H260V264H262ZM51 264H54V263H51ZM181 264V263H180ZM224 264V263H223Z\"/></svg>","mask_w":264,"mask_h":264}]
</instances>
